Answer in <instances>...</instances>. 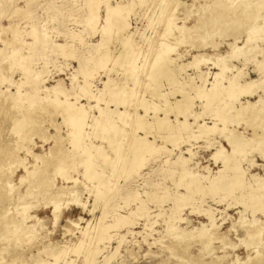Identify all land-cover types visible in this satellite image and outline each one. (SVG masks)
I'll return each instance as SVG.
<instances>
[{
    "label": "rangeland",
    "instance_id": "374dc122",
    "mask_svg": "<svg viewBox=\"0 0 264 264\" xmlns=\"http://www.w3.org/2000/svg\"><path fill=\"white\" fill-rule=\"evenodd\" d=\"M94 1L96 4L93 2H90L88 0H0V179H1L0 180V186L2 188H4V189H1V187H0V194L1 195L4 194V197L0 195V230H1L0 231L1 232V234H0V251H1L0 261H3L2 263L1 262L0 263L1 264H3V263L4 264H51V263L54 264L56 262L55 264H161V263L162 264H176V263L177 264H179V263L180 264H222V263L223 264H229V262H230V264H232V263L233 264H237V263L243 264V262H244V264L245 263L249 264L250 262L254 261L250 264H253V263L256 264L257 263L256 259L259 257L257 255H260V257H262L264 254V231H263L264 229H261L264 226V212L262 210H257V211L253 210L252 211L251 210L252 207L247 208L243 204L244 200H246L247 199L246 197L248 196L246 194V192L249 189L248 187L239 188V189L237 188L236 190L234 189L232 192L229 190H225V189H223V190L222 189H215L214 191H207V192H203L202 194H201V192H196L195 195H192V197L187 200V202L186 201H185V203L182 202V204H184L185 206L183 205L182 207H178L180 209H178V210L175 209L172 211V209L174 208L173 205H175L176 201H173V198H171L172 196L170 194H173V192L177 189L181 192H185L184 191L185 187L184 186H180L181 188L175 187L176 185H175V182L173 180H175V179L179 180L177 177V176H179V173H178L179 170H177V166L180 168L181 165L179 166L177 163H176L177 165L176 164H173V165L170 164V162L166 161L167 157L171 158L172 160L176 159V157L178 156V154L180 153V150L182 148L184 150H186L185 148L189 143L193 144V151L195 152L196 156L194 157L195 159L193 158L192 163L198 161V162H200L201 166H208L211 170V174L215 175L217 173L216 171L223 168V167H222V162L220 160H216L218 162L217 163V162H215L214 158H212L214 151H216L215 150L216 147L210 146V144H209L212 141L208 140V142H209L208 143L207 140L204 139V137H202L198 140L192 138L193 140L190 139V142L183 143L181 148H176L172 153H165V152L163 153L162 152L163 153L162 154L160 152L161 153L160 154L158 152L159 154L158 153L155 154L152 152L153 153L152 154L153 156H152L151 153L148 152V154L147 153L144 154V157H145V155L149 156V154H150L149 157H145V159H147V158L148 159H147V161L144 162V166H142V168H140L141 169L140 171L138 170V172H134V174L133 173L128 174L127 168H128L129 164L127 165L126 163L128 162V158L130 159L132 157V153L129 152L130 148L128 149V147L131 146L130 145V144H132L131 141L133 142V136H134L133 132H135V130H136V128L134 129V127L136 126L134 124V123H136V121H135L136 118L134 115V114H136L135 112L138 111L141 114H143V113L145 114V112H144L145 108L143 107L142 104L145 103L144 102L145 100L148 101V99L151 102L152 99H153L152 101H154V99L156 98L157 100L155 99L154 102L160 103L159 105L162 106V104H163L162 102H164V99L158 95H156L157 97L155 95L153 96V93H151L152 94L151 95L149 92H155L154 90H156L157 92H159V90H160V92L161 91L166 92L167 90H170V89L176 87V85H174V84H169L168 81H167L168 82V84H167L166 79H164L165 81L162 80L161 81L162 83L160 85L156 84L154 82V80L153 81L150 80L154 84H152L151 82L149 83L148 77L150 78V76H146V75L147 74L149 75L150 72L152 71L151 69L153 68V65L148 66V64H150V65L152 64L149 59H151L150 57L153 55V53H155L154 50L156 51V49L157 50L159 49L158 50L159 52L157 51L158 53L156 52L152 56L153 59L158 57L159 55L163 54V49L166 48V47H164L166 44L167 45H168V43L171 45L173 44V46L174 45L177 46V44H178L179 46L176 47L177 52L180 51V52L188 53L187 51L191 50V52H189L190 55L188 54V56H187L188 57L187 60H191L193 57L192 55L198 53V50H200L201 52H207L210 54H213L215 52L226 53V51L230 50V46L228 47L229 42H234L236 39H239L238 40L239 45L243 46L245 43V44H247V48H251V49L255 48L256 50L254 49L251 52V50L249 49V51H250V52L248 51L249 54H247V52H245V56L248 55L247 57L244 56V52H243L242 54H240L241 56L238 55V57L240 56L239 57L240 59L236 56L231 57L232 59L229 60V63L232 65L236 64L235 66H237L241 70L242 73H244V71L246 73H248L247 76H244L245 79H249V78L259 79L261 77L260 76V73H261L260 70L262 69V67L260 69H259V67L264 63V47H263L264 42L261 41V40L264 41V37H263L264 36V32H263L264 31V29H263L264 17H262L263 13H264L263 12L264 11V5H263V8H261L262 4L264 3V0H263V3H261V4H258V1H257L258 7H259V8L257 7V9H255L257 5H254L255 7L253 6V4H256V3H253V2H256L255 0L254 1L251 0V2L253 1L252 5L251 4L249 5V3H251L250 0H243L244 3H246V5H247V1H249L247 6L245 4H244V6H242L243 3L241 0H239L241 2H238V0H233V1L232 0H228V1L218 0V2L221 1L219 4H218L217 0L216 1H214V0H194V1L193 0H178L179 2L177 0H165V1L163 0L164 2L159 3V5H158V3L157 4L156 3H149L151 5V7L148 3L147 4L141 3V5H140V2L138 0H133L135 5H133V3H131V0H119V1L118 0H103V1L102 0H100V1L94 0ZM129 1L131 4H129ZM173 1H174L175 5H172ZM180 1H183L185 4L187 3V5L185 6L186 8L184 7L183 4H180ZM210 1H211V3H210ZM107 2H108V5H109V2H110V5H115V4L119 5V3H121L120 8L122 7L121 5L123 4V8H121V10H122L121 13L125 9L126 12L125 13L123 12V15L125 14L124 16L127 19L125 20L124 16L122 17V15H121V17L119 16L118 19L114 18V21H117V20L119 21L121 18L122 19L124 18L125 21L124 20L123 21H124V23H129V25H130V26L128 25L129 28L127 27V29L125 28L121 32L118 28L116 29V26H115V28L113 27L112 32H114L116 34L110 33V35L109 34L104 35L103 33H101L100 27L104 25V23H105L104 20H106V18H107V13H106L107 9L105 8L107 6V4H106ZM136 2L139 4H137ZM193 2H196V3L194 4ZM215 2H217V3H215ZM228 2H230V3L228 4ZM237 2L239 3V6H241V7H239L237 5L238 4ZM90 3H92L91 4L92 7L90 6ZM206 3H208V4H206ZM231 3H233V4H231ZM128 4L132 5V6L129 8ZM152 4H155V5H152ZM160 4H162V5H160ZM170 4H171V7H170ZM177 4H178V8H177ZM210 4H211V6L214 4L212 6V8H211V6H209ZM223 4H224V6H223ZM98 5L100 6V7H98L99 10H95V7L97 9ZM117 5H115V6H117ZM163 5H165V6H163ZM180 5H182L183 8H185V9H182V6H180ZM190 5H192V6H190ZM233 5H235V8ZM159 6H161V8ZM175 6H176V8H175ZM227 6L229 8H227ZM231 6H233L232 9H231ZM162 7L164 8V10H161V9H163ZM168 7H169V10H168ZM214 7H215V9H213ZM222 7H225V8H223L224 10L222 9ZM243 7H245V8L250 7L251 9L253 7L255 9V11H257L258 9L260 11H262V9H263L262 16H261L260 11H258V13L254 12V9L253 10L250 9L252 12L249 13L250 12V11L248 12L249 8L248 9L244 8V11L247 12V13H245L242 11ZM93 8H94V10H93ZM188 8H191L192 10H190ZM236 8H238V10L242 12V14ZM129 9H130V12H129ZM173 9L175 12H177V14L173 11ZM205 9L208 12L207 13L206 11H204V12H206L205 13L206 15L204 14L203 11H201V10H205ZM212 9H213L214 13L212 12ZM216 9H218V11H215ZM219 9L221 11H219ZM225 9L227 11H225ZM166 10H168L169 12H171V10H172L175 18H176V16L182 18L184 16L183 13H185L184 11H186V10L187 11L189 10L188 11L189 14L193 13L192 14L193 17H191V15H190V16H188V20L186 19L187 21L184 20L183 22H186V24L189 26H192L195 22L196 27L194 29L191 28V30H188L187 33H188V35L190 34V36H191V34L195 32L193 35H196V36H193V38H192V36L190 37V36L186 35L187 33L186 34L183 33L182 34L184 36L183 42L185 44L181 41L182 35L180 38H178L179 40L176 39V36H178L177 30H175V32H172L173 35H172V33H170L173 36V37L171 36L173 39L171 37L169 38V36H166V34L170 35V34H168L169 33L168 29L171 27L172 23L177 22L176 20H174L175 18L173 16H171L172 12L169 13ZM231 10H233V11H231ZM95 11H97L98 14H96L97 12L94 13ZM235 11H237V12H235ZM160 12H162L163 14ZM190 12H192V13H190ZM234 12H235V14H234ZM127 13L129 14V16ZM243 13L246 14L245 16H243L244 18L241 17V15H243ZM161 14H162V16H161ZM166 14L168 16L170 15L169 17L170 18L172 17V18L170 19L169 17H167ZM221 14H225V16L223 18V20H224L223 24H221L222 19H220L221 22L218 18L216 19V17H219V18L222 17V16H220ZM233 14H234V17H233ZM159 15H160L161 19L158 18ZM207 15H208V17H207ZM212 15L215 17H212ZM237 15H239V16L236 17ZM249 15L251 18H249ZM93 17L95 19L96 18L97 19L95 20ZM166 17L169 19H166ZM228 17L231 19L229 20ZM232 17L234 19L235 18L236 19L234 21H232L233 20ZM245 17H246V19H245ZM194 18H196L197 20ZM201 18L204 19L203 22L205 21L204 23L207 25H205L202 22ZM209 18H210V20H209ZM211 18H212V20H211ZM237 18L238 19L240 18L242 20V22L240 20L238 21ZM164 19H166V21H164ZM206 19H207V21H206ZM214 19H216L215 22H214ZM97 20H99V21H97ZM152 20H155V21L153 22ZM168 20L169 21L172 20V23L169 22ZM193 20H194V22H192ZM217 21H218V23H217ZM151 22L153 23V25L151 24ZM165 22H168L171 25L167 26L168 23H165ZM178 22L180 24H182L181 20ZM210 22L215 23V25L217 23V25L216 26L211 25ZM227 22L229 23V25ZM261 22H262V24H261ZM224 23H225V25L226 24L227 25L225 26ZM162 25L167 26L166 30H165V28H163ZM219 25H220V27H219ZM235 25H237V26H235ZM240 25H242V26H240ZM173 26H175V25H173ZM206 26L207 27L209 26V27L207 28ZM213 26L216 28L215 32H214L215 28ZM254 27H255V29H257L259 31V33L257 30L255 31ZM162 28L168 32H166V34H164L165 31L162 30L163 31L162 32L161 31ZM173 28H175V27H173ZM199 28L201 29L200 31H199ZM206 28H207V31H206ZM209 28H210V30H208ZM218 28H219V30H218ZM224 28H225V31H224ZM231 28H232V30H231ZM259 28L262 30L260 31ZM192 29H193V32L190 33V31H192ZM195 29H197V30H195ZM242 29H243V31H242ZM252 29H254V30H252ZM125 31H127V33ZM135 31H137V32L135 33ZM220 31H222V32L220 33ZM231 31H233V32H231ZM234 31H236V32H234ZM245 31L247 33H245ZM117 32H119V33H117ZM198 32L201 34L203 33V34L201 35ZM218 32L221 35V37L219 36ZM228 32L230 35L229 34L226 35ZM255 32L258 33V36L255 34ZM124 33L129 34L128 36L131 35L129 37L131 39L129 41L130 43H128V46L126 43L127 47L124 46L125 43L123 42V37L127 36ZM133 33H135V34H133ZM197 33L200 35V39L203 38L205 40L197 39V38H199V35ZM244 33L246 35L247 34L248 35L246 36ZM117 34H119V36ZM160 34L162 36H159ZM103 35H104V37H103ZM116 35L119 38L118 37L116 38ZM122 35H124V36L122 37ZM163 35H165L169 39H167L166 41L165 40L162 41ZM215 35H217V36H215ZM165 36L163 39H166ZM208 36H210V37L212 36L211 39ZM238 36H239V38H238ZM256 36L260 37V38H258L259 40H256V38H257ZM188 37H190L192 40ZM205 37H207L208 39ZM104 38H106V39H104ZM185 38H186V40H185ZM194 38L196 39V41H198L199 45H198V43L196 44ZM244 38H246L245 42H244ZM132 39H134L133 42L131 41ZM222 39H225V40H222ZM135 40H138V41H135ZM174 40H177L176 41L177 44L174 43L175 42ZM247 40H249V41H247ZM250 40H252L251 44L249 43ZM253 40L256 42V44H253V43H255ZM120 41H121V43H120ZM155 41L156 42L158 41V42L156 43ZM161 41H162V43H161ZM171 41H173V42H171ZM178 41L179 42L181 41L182 44H181V42L179 44ZM190 41H192V42L194 41V42L191 43ZM200 41H202L203 43ZM205 41H207L208 43L205 44L206 43ZM258 41H259V43H258ZM159 42L162 44V46L160 45ZM186 42H188V43H186ZM134 43H137V44H134ZM138 43L140 44V46H138ZM149 43L151 44L150 48H148ZM209 43L211 45L214 44L215 46L212 47L211 45H208ZM121 44H123V45L121 46ZM131 44L136 45V46H134V48H136L135 49L136 52H135V50H133L131 52V53H135V55L133 54L134 55L133 58L137 59L138 58L137 56H140L137 59L138 61L136 60L138 62L137 66L138 65L140 66V68L137 67V69L139 68L137 70L138 73L135 69L134 75L132 74L133 77L130 76L131 78H134V76H136V74H137V76H136L137 78H134V79H131L129 77V75L131 73H133V70L129 71L127 69L126 65L124 66L123 64H121L120 62L117 61L118 58H119L118 60L120 61V55L117 57V54H121L124 51V49L126 52V50L129 46L132 49L133 46ZM201 44H203V45H201ZM216 44H220V45H218V47H217ZM249 44H250V46H249ZM59 45H63V46H59ZM204 45L206 47L209 46V47H207L209 49L204 48L205 47ZM254 45H257V47H259V48L254 47ZM106 46L110 49H108ZM159 46H160V48H158ZM193 46H194V48H193ZM199 46H200V48L198 49ZM201 46H202V48H204V50L201 48ZM105 47L107 50L105 49ZM141 47H143L144 50ZM178 47H179V49H177ZM139 48H140V50H139ZM146 48L148 50H150L149 53H147L148 50H146ZM190 48H192V49H190ZM211 48H213V49H211ZM152 49H154V50H152ZM160 49H162V50L160 51ZM183 49H184V51H183ZM257 49H259V50L257 51ZM109 50L111 51L109 53L110 56L108 55L107 57L110 59L112 58V59L108 60V58L105 55V57L107 59V61H106L105 57L103 55H101L100 52L103 53V52H106ZM17 51H19V54ZM117 51L118 52L120 51V53H118ZM145 52L149 56L146 55ZM253 52L256 55H254ZM142 53H145V54H142ZM164 53H165V50H164ZM21 55L23 57L22 59L23 60L25 59V61H23L24 63L21 62L22 61V59L20 57ZM252 55L254 56L255 60H254ZM99 56L100 57L103 56L102 58H104V59L102 60V58H100ZM242 56H244V57H242ZM95 57H97L96 58L97 61H95ZM115 57H116V59H114ZM145 57H147V58H145ZM235 57H236V59H235ZM99 58H100V60H99ZM144 58H145V60L147 59V62L145 61V63L143 61ZM244 58H246L245 61L243 60ZM260 58L263 61L260 60L262 63L259 64V67H258V65L256 66L255 64H256L257 59L259 60ZM14 59L18 60L19 63L21 62L19 64L20 66L16 65L18 63V61L14 62ZM141 60L143 61V63ZM100 61L101 62L103 61V64ZM153 61H155V59ZM114 62H116V64ZM97 63H99V65H97ZM117 63H120V65H118ZM140 64H142V65H140ZM97 67H98V69H97ZM142 67L144 68L143 71H142ZM146 67H147V69H146ZM254 67H257V68H254ZM201 68H203L204 71L208 70L209 72H211V74L209 75V80H211V81L213 80L214 73L219 71V69L216 66H214V64H212L211 62H209V64L207 63V64L201 65ZM86 69L90 70V71H88L90 74L87 73ZM93 69H96V71L95 70L93 71ZM124 69L126 72L125 74L123 73ZM139 70L141 72H139ZM91 71H93V72L91 73ZM148 71H150V72H148ZM194 71H195V73H194ZM128 72H129V74H127ZM236 72H237L236 69L232 70V74H231V72L229 70V72L227 71L226 74L227 75L230 74L229 76H231ZM141 73H142V75H141ZM144 73H145V75H144ZM188 73H190V74L192 73V75H195L196 70L190 69V70H188ZM246 73H244V74L246 75ZM143 76H146V78H144ZM126 77L128 79L130 78L129 82L126 81V80H128ZM142 79H144V80H142ZM145 79H147L148 82ZM36 80H38V81H36ZM85 80H86V82H85ZM32 81L33 82L35 81L34 82L35 86L33 85ZM60 81H61V85L58 84ZM109 81H111L112 84ZM84 82L86 85L83 84ZM115 82L118 84H116ZM146 82H147L148 86L146 85ZM107 83H108V85L109 84L111 85V86L109 85L110 88L107 85ZM90 84L92 85V87H90L91 86ZM125 84H127V85L125 86ZM117 85H119L120 87H118ZM152 85H155L158 88L155 89L156 87H153ZM18 86L20 88H18ZM56 86L57 87L59 86V89H62V90L65 88L64 90L67 91L69 97L68 96L66 97L65 92H63L64 95H62L63 93L61 90L56 91V89H55ZM87 86H88V88H87ZM149 86H150L151 90L153 87V91H151L149 89ZM160 86L161 87L164 86V87L161 88ZM36 87H38V89L40 91H38L36 89ZM80 87H82L84 90ZM105 87H107V88L105 89ZM114 87H116V89H114L115 92H113L114 91L113 89L111 90V88H114ZM123 87H124V89H123ZM125 87H127V88H125ZM168 87H169V89H168ZM46 88H48V89H46ZM143 88L145 89V92H144ZM146 88H148V89H146ZM32 89L37 91L36 92L37 95H36L35 91H33ZM93 89H95V90H93ZM109 89L111 92L108 91V94H107V90H109ZM120 89H123V90H120ZM142 89H143V93H142ZM47 90H49V91L47 92ZM52 90H53V92H52ZM117 90H118V94H116ZM124 90H126V91H124ZM32 91H33V93H32ZM55 91H56V94H55ZM84 91H86L87 93ZM122 91H124L123 92L124 94L122 93ZM69 92L71 93V95H73L75 93L74 94L75 96L73 95L71 97ZM76 92H78V94ZM95 92L97 94L101 92L103 95L106 93L109 97L113 96V99L109 98L107 95L103 96L102 94H98V96H99L98 97ZM140 92H141V94H140ZM58 93H61V94H58ZM81 93L83 96L81 95ZM129 93H130V95H129V97L127 96L128 98H125L126 96L123 98V96L125 94L128 95ZM145 93H146V95H145ZM191 93H193V92L191 91ZM19 94H21V95H19ZM31 94H32V96H30ZM33 94H35V96ZM76 94L79 96H77ZM121 94H123V96H121ZM259 94L263 95L264 90L261 91L259 89V92L256 93L254 96H252L249 99L256 101L258 99ZM55 95H57L61 101L63 99L62 102H64V104H66V101L68 100L70 103L71 102L74 103L73 106L83 105V107H85L86 114H87V115H85V116H87L85 122L92 124V128H89V127L87 128V131H89L91 133V134L89 133V135H88V138L90 136V140H92L91 144H89L90 140L88 138H87L88 141L85 140V142L88 143L87 145L90 147L89 149H91L92 152H90L89 149H88L89 150L88 151L84 147V145H82L83 147L81 146L82 148L80 147L79 150H76V151L74 150L75 148H74L73 144L74 145L76 144L74 139L77 140L76 141L77 143L80 142L79 139H76V136H75L76 134H73L72 136H70L71 135L70 133L71 132L73 133L74 132L73 130L76 129L75 124L77 126V123H76L77 121H75L76 118L75 117L73 118V116H70L73 113H75L74 112L75 108L73 106L72 107L69 106L70 108L66 107L69 105L68 101H67L68 105L64 106V104H63V106H62V102H60V100ZM87 95H92L93 97L92 96L87 97ZM95 95H96L98 100H95L96 99ZM100 95L103 96V99ZM150 95L155 97V98L151 97ZM20 96H22V98H19ZM76 96L78 97L79 100L76 98ZM119 96L122 97L121 99L124 100V102H125V104H123V106L128 105V106H126L128 109L127 114L125 115L126 117L124 116L126 118L125 123L127 122L126 125L128 126V128L126 125L123 126L125 123L122 120H120V118L117 114H114L115 116L114 115L111 116L112 119H114L116 122H118L120 120L119 121L120 124H119V122L117 124H119L122 127L121 132H119L120 135L122 134L121 136L124 138V139L122 138L124 141L123 143H122V139H121V143H122L121 150H123L120 154L121 156H117V155H119L118 154L119 149L118 150L116 149L117 140L119 141V139L121 137L119 134L117 136L115 135L116 137L113 136L114 132L111 131L112 132V134H111L110 130H112V129L109 130V128H111V125L109 123H111L112 121L111 120H110V122L108 121L109 123L105 121L107 124H104V127L100 126L101 128L103 127L102 129H105V127L107 126L105 130H108L106 133H105V130H102V132H104L107 136V138H105L106 136L103 138V135H105V134H102L101 129L99 128V125L101 123H99V125H98L97 121L95 120V118L101 119L100 118L101 117L100 111H102V108L105 107L104 110L109 109V106L112 109L116 108L117 105H115L116 104L115 101L118 99ZM180 96H182V95L179 94V98H181ZM74 97L76 98L77 101H75ZM86 97L89 100H87ZM147 97H148V99H147ZM158 97H160L161 99H159ZM226 97L227 96L223 97V100H224L223 102L230 101V99L228 97L227 98ZM64 98L66 100H64ZM68 98H70V99H68ZM93 98H95V99H93ZM141 98L142 99L144 98L145 100L144 99L142 100ZM174 98L175 97H171V100H174ZM99 99H100V101H99ZM106 99L107 100L110 99L109 103L111 105L109 103H107L108 101ZM125 99H127V100L125 101ZM140 99H141V101H140ZM158 99L160 101H158ZM103 100H105V102L109 105L108 107L106 106L107 104L104 105L105 102ZM112 100H115V101L113 102ZM55 101H57L58 103L60 102V103L58 104ZM97 101L99 103H97ZM195 101H196L195 102L196 106L194 105L193 109L200 111L202 109L201 108V102H200L201 100L197 99ZM111 102H113L114 105ZM132 102H133V104H131ZM137 102H139V104L141 102H143V103L138 105ZM57 104L61 105V106H58ZM97 105H99V106L97 107ZM133 105H134V107H133ZM123 106L120 104L118 106V108L121 110H125L126 107L124 108ZM262 106L263 107L261 110L263 113L262 112L261 113L263 114V117L257 118L258 121H257V119L253 118L250 115L251 114L250 113L249 115H247L245 117L247 119H245V118L241 119L240 123H242L244 121L242 124H236L235 125L234 123H229V127L231 129L233 127L237 128L239 126V128H237V131L245 132V134L247 136L252 137V139H253L252 142L246 146V148L248 149L249 152L243 151L244 149H246L245 147H244V149H241L242 151L239 150V151H241L240 153H239V151L237 152V155L242 154L246 158V159H244V157L242 155L237 156L240 160L243 158L241 160V167L243 168V166H244L245 169L244 168L243 169L246 170V173H248V174H246L247 176L245 177L248 179V181H250V179H252L250 174H255V172H257L259 175L264 174V152H263L264 144H262V143H264L263 142L264 141V129H263L264 128V126H263L264 125V104ZM138 107H140V108H138ZM80 109H81V107H80ZM70 110L73 112L72 114H69V113H71ZM134 110H135V112H134ZM151 110L152 109L149 110L150 115L153 114V112H152L153 110L152 111ZM63 111H65V112H63ZM224 111L226 112L227 110H224ZM160 113L162 114V112H160ZM66 114H68V117L65 118ZM88 116H91V117H88ZM94 116H96V117L94 118ZM248 116H250V117H248ZM71 117H72V120H71ZM129 117L131 120L132 119L133 120L131 121L129 119ZM89 118L91 121L89 120ZM172 118H174L173 114H172ZM205 118H206V121H208V122L210 121L208 116H205ZM66 119H67V121H66ZM73 119H74V121H73ZM181 119H183L182 116H181ZM19 120H23L25 122L20 121L22 124L21 123L18 124ZM93 120L96 123H93ZM191 120H193V119H191ZM246 120H247V122H246ZM128 121H130V122H128ZM70 122L71 123L73 122V123L71 124ZM105 122H103V123H105ZM247 123H249L250 126H248ZM73 124H74V126H71ZM17 125H20V126H17ZM130 126H132V128L134 129L133 131H132V128H130ZM246 126H247V128H246ZM70 127H72L73 130ZM261 127L263 129V132H262V130H259V129H261ZM6 128H8V129H6ZM98 128L100 131H98ZM123 129H125V130L127 129V130L125 131ZM129 129H130V131H129ZM196 129L197 128L195 126L194 130H196ZM246 129H247V131H246ZM15 130H17V132ZM40 130L41 131L44 130V131H42L44 134L42 132H40ZM122 130L125 134L122 132ZM22 131H24V132H22ZM153 131L155 132L156 129H154ZM92 132H93V134H92ZM99 132H101V133H99ZM108 132H109V134H108ZM126 132H128L127 135H126ZM129 132H130V134L132 133L131 134L132 136L131 135L128 136ZM138 132H139V130H138ZM216 132H215V134L214 133L212 134V132H209L208 135L207 134L206 135L211 137L212 140L216 139L215 141L223 139L222 136L224 137L226 135L225 130H224V132L223 131H220V132L216 131ZM227 132H228V130H227ZM38 133L39 134L41 133V135L43 134L42 136L45 138L43 139V137H42L41 139H43V140H41L39 138V135L37 136ZM141 133H142V131H141ZM235 133H237V132L235 131ZM252 133L253 134L256 133V135L252 136ZM18 134H20L21 137ZM22 134L25 136H22ZM35 134H36V136H35ZM99 134H100V136H99ZM186 134H187V131H186ZM186 134L184 132V135H186ZM228 134H229V132H228ZM31 135H33V137ZM53 136H54V138H53ZM109 136L111 138H109ZM152 136L150 135L151 138H152ZM254 136H255V138H254ZM93 137H95V138H93ZM97 137L100 139H98ZM114 137H115V140H114ZM72 138H74V139L72 140ZM127 138H129V139H127ZM111 139H112V141H111ZM256 139H258V141L260 140L262 142H260V141L258 142ZM101 140L104 142V144H102L103 142ZM72 141H73V143H72ZM107 141H109V143H112L111 145L115 149H112V146L110 144H108ZM95 142L97 144H95ZM106 142H107V144H106ZM127 142L128 143L130 142V143L127 145ZM157 142H160V139ZM222 142L226 146V148L229 151H231L230 150L231 147L227 144V142L225 140H222ZM257 142H258V144H257ZM33 143H35V145ZM99 143L101 145H99ZM169 143L170 142L168 141L167 146H169L170 148H173L172 142L170 144ZM254 143H255V145H254ZM125 144L128 147L127 146L125 147ZM208 144H209V146H208ZM19 145L22 146L21 148H23V150L20 149ZM27 145H29V146L26 147ZM102 145H104L105 149H104V147H102ZM258 145H260L261 147ZM96 146L97 147L100 146L101 148L100 147L99 148L104 149L103 151H105V152L107 151L108 152V153L106 152L107 157H106L104 152H103L104 154H102V152L100 151L99 148H97V149H99V150H97ZM248 146H250L251 148ZM10 147L12 150H10ZM33 147H34V150H33ZM72 147H73V149H72ZM123 147H124V149H123ZM253 147H256V148L253 149ZM257 147H259L260 149H257ZM17 148H19L20 150H17ZM125 148L129 152V154H127V156L124 155V153L126 154V152H127V151L125 152ZM61 149H62V151H61ZM8 150H10V152ZM14 150L17 151L16 154H15ZM27 150H30V151H27ZM115 150H116V152H115ZM31 151L33 152L32 155L35 154L34 155L35 158L32 157ZM70 151H72V152H70ZM81 151H82V153H81ZM83 151H84V153H83ZM96 151L97 152L99 151L102 156L100 155L99 152L97 153ZM27 152H30L31 156H29ZM10 153H12V155ZM17 153H19V155ZM71 153H72V155H71ZM76 153L77 154L79 153V154L77 155ZM94 153H96L97 157ZM111 153H112V155H111ZM244 153H246V154H244ZM8 154H9V156H7ZM66 154L67 155L70 154V155L67 156ZM86 154H87V157H86ZM91 154H93V155H91ZM41 155H43V156H41ZM80 155H81V157H80ZM88 155L92 159L94 158V156H95V159L98 158L96 160H98V163L101 166L102 165L104 166L105 162L110 163V161H108V160H111V161L115 160L114 162H116V166L118 165L117 166L118 168L115 166L110 167L112 164L105 165L106 167L102 166L103 168L101 166L99 167L98 166L99 164H97V161L94 159L93 161L96 162L95 163L96 166H95L93 164L94 162L92 163V159L90 157L88 158ZM185 155L189 156V154H187V153H185ZM38 156L39 157L41 156V158H39ZM72 156L73 157L77 156V159L75 157L76 160L75 159L74 160L75 161L79 160V162H73L74 160L70 159V158H73ZM84 156H85V159L86 158H88V160L91 159V161H89V162H91L93 164V166L91 163H88L90 166L88 164H86V161L88 162V160L86 159V161H85ZM116 156H117V158H114ZM104 157L106 159H104ZM109 157H110V159H109ZM122 157H124L125 159ZM6 158H8V159H6ZM82 158L84 160H82ZM47 159H49V161H47ZM250 159H254V160L250 161ZM19 160L20 161L22 160L21 161L22 164L20 163ZM25 160H27V162H25ZM69 160H71V161H69ZM104 160H106V161H104ZM119 160L120 161L122 160V162H120ZM65 161H66V163H65ZM80 161L81 162L85 161V163L84 162L81 163ZM102 161H104V162H102ZM63 162L65 163V165H63ZM71 162H73L74 165H72L73 163H71ZM123 162L124 163L126 162V163L123 164ZM146 162H147V164H145ZM252 162L257 163L258 166L253 165L254 166L253 167ZM24 163H26V164H24ZM33 163H34V165H33ZM60 163H61L62 167H60L61 166ZM75 163H77V164H75ZM35 164H37V165H35ZM68 164L69 165L71 164V166H69ZM119 164H120V166H119ZM80 165L81 166L83 165L84 167L82 168ZM85 165H86V168H85ZM123 165H125L124 166L125 168L123 167ZM248 165H250V166H248ZM24 166H28V168H26ZM56 166H58V167H56ZM64 166H66L67 168H65ZM73 166H75V168ZM88 166L89 167L92 166V167L89 168ZM94 166L96 168L98 167L97 170H94V169H96ZM107 166H109L108 168H110V169H108ZM55 167H56L57 171H58L57 168H60L62 172L65 169L67 176L65 175V172L62 173L60 171V169H59L60 172L58 171V172L54 173ZM246 167H247V169H246ZM3 168H4V170H3ZM10 168H11V170H12V168H13V170L14 169L15 170L11 171ZM122 168L125 170H123ZM84 169L86 171H84ZM113 169H115V170H113ZM7 170H9V171H7ZM28 170L29 171L31 170L32 173L34 170H37V172L34 171V173L37 174L36 177H35L34 173L32 174L31 172H29L30 175H28V172L25 173V171H28ZM93 170L96 172L98 171V172L97 173L93 172L94 173L93 174L91 172ZM101 170H102V172L104 171L103 176H104V174L106 175L104 178H102L103 176H102ZM111 170H113V171H111ZM173 170H174V172H176V174L172 172ZM87 171L90 172L91 174L87 173ZM106 171H107V173H106ZM201 171H202L201 173H203L205 175H209V173L207 171H205L203 169H201ZM3 172L4 173L6 172L5 175H3L4 174ZM12 172H14L15 174L13 175ZM80 172H82L83 174H86V175H82V173H80ZM84 172H86V173H84ZM100 172H101V174H99V175L101 176V179L99 178L100 176L98 178H96L98 173H100ZM123 172L125 174H127L129 178H127V176L124 175ZM57 173H60V175ZM174 175L177 178H175ZM88 176H90V177H88ZM109 176L111 178H109ZM26 177H28V178H26ZM68 177H70L71 181L69 180ZM84 177H86L89 180V182H88V180H86V178L84 179ZM54 178H56V179H54ZM74 178L75 179L77 178L78 182H77V180L75 181ZM93 178L96 179L97 181L94 180ZM66 179H68V181H66ZM102 179H103V181H101ZM107 179H108V182H111L110 184L112 186L110 185V187H107L106 185L105 186L103 185V182H106ZM6 180H7V182H6ZM8 180H9V182L11 180L12 184H14L15 186L14 185L11 186V184L9 185ZM32 180H33V182H32ZM34 181H36V182H34ZM49 181H51V183H48ZM80 181L83 184L80 183ZM85 181H87L88 183H86ZM22 182H24V183H22ZM26 182H27V184L30 183L29 184L30 188L28 186L29 190L26 188L27 187ZM74 182H75V184L77 183L76 184L77 186H74L75 185V184H73ZM84 182L87 185H90L91 183L92 184L88 188H84V187H87V185ZM52 183H54V184H52ZM99 184H101L102 186ZM4 185L7 186L8 189ZM37 185L38 186L40 185V186L38 187ZM70 185H72V186H70ZM78 185H80V187L82 186L84 189H86L87 192L85 190H84L85 191L84 192L83 188L78 190L77 189V187L79 188ZM67 186L70 188L68 189ZM94 186H95V188H94ZM99 186H101V187H99ZM11 187H13L14 191H13V189H12V191L10 190ZM18 187H20V188H18ZM47 187H48V189H47ZM106 187L108 188V190ZM16 188L19 189L20 192ZM63 188H64V191H63ZM66 189H68L69 192ZM97 189L99 190V192L97 191ZM4 190H5L6 194L4 193ZM44 190H45V192H44ZM55 190H56V193H54ZM60 190H61V192H60ZM80 190H82L83 192L82 191H81L82 193L79 192ZM100 190H102V193H104L106 190L104 197L103 196L100 197L101 200H99L100 198H98V196H99L98 194L101 192ZM75 191H77V192H75ZM88 191H89V194H88ZM41 192H43V193H41ZM50 192H52V193H50ZM58 192H60V193L58 194ZM67 192L69 194H66ZM11 193H12V195H9ZM19 193L20 194L24 193L26 198L24 195H23L24 197L21 198L22 195H20ZM27 193H29V194L27 195ZM198 193H200V195ZM223 193H224V195H223ZM234 193H235V195H234ZM40 194H42L43 198L42 197L38 198V196H40ZM45 194H47L48 196H49V194H51L55 197H53V196L51 197V195L48 197ZM57 194H58V196H57ZM63 194H65V195H63ZM225 194H226V196H225ZM19 195H20V197L18 198ZM59 195L61 196L60 198H59ZM62 195H63V198H62ZM67 195L68 196L70 195L72 198L70 196H69V198H67L68 197ZM80 195L82 197V200L79 201V204H77L78 203L77 200L81 199ZM154 195H156V196H154ZM162 195H164V196H162ZM202 195H203V198H204V196H206V197L203 199ZM31 196H34V197H31ZM94 196H95V198H94ZM160 196L162 198H158ZM35 197H36V199H35ZM56 197H58V199H57L58 201L56 200ZM75 197H76V199H75ZM77 197H78V199H77ZM169 197H170L171 201L168 199ZM199 197H201V198H199ZM96 198L99 201L96 200ZM163 198H165V199H163ZM232 198H234V199H232ZM94 199H95V201H94ZM36 200H37V204H35ZM45 200H48V201L45 202ZM55 200L57 202H59V204ZM61 200L63 203L60 202ZM25 201H26L27 205H26ZM51 201H53L54 203ZM67 201L69 202V204H68L69 206L65 205V203L66 204L68 203ZM71 201H73V202L70 203ZM16 202L17 203L19 202V203L17 204ZM21 202H22V205L24 204L23 206L20 204ZM28 202H31V203H28ZM50 202H51V204H50ZM140 202H141V204H140ZM39 203L40 204L42 203V205L40 206ZM60 203H62V204H60ZM197 203H199V205ZM28 204H29V206H28ZM43 204H45V206ZM52 204H54L57 207H59V206L60 207L62 206V207L59 209H55L56 207ZM201 204H203V205H201ZM18 205H19V207L21 206L22 208L21 207L19 208ZM171 205H172V207H170ZM187 205H189V206H187ZM193 205H194V208H193ZM263 205H264V203H263ZM30 206L35 207L36 209L35 208L31 209ZM37 206H39V208ZM211 206H213V207H211ZM140 207H142V209ZM53 208H54V212L52 211ZM209 208H211L214 211L215 220L217 219L216 221H214L215 222L214 224L210 223L211 225L209 224V222H211V221L209 220V218H207L205 213H203L205 209H209ZM60 209H62V211ZM23 210H24V212H23ZM168 210H170V211H168ZM200 210H202V212ZM19 211H21L20 212L21 215H20ZM28 211H30V212H28ZM140 211H142L141 214H140ZM132 212L134 215L132 214ZM172 212H174V216H172L173 215ZM23 213H24V215H23ZM28 213H29V215H28ZM137 213H139V214H137ZM53 214H55V216H53ZM130 214L132 215L131 217H130ZM176 214H177V216H176ZM22 215H23V217H22ZM30 215L31 216L33 215V216L31 217ZM36 215H37V218H35ZM120 215H122L126 218L128 216V219H130V220L128 221V219H127L128 222L125 224V226L123 224L122 227H121V225H119L118 228L112 227V228L107 229L108 231L106 230L107 232H105L104 228L109 224L111 225V224L117 222L116 217L120 216ZM20 216L22 217V219ZM56 216H58L57 217L58 219L56 218ZM122 216H120V217H122ZM134 217H136V218H134ZM17 219H19V220L17 221ZM26 219H27V221H25V224H27V225L24 224V220H26ZM32 219H34V220H32ZM180 219H182V221ZM37 220H38L37 224H34L33 222L36 223ZM69 220H70V223H69ZM78 220H79V222H77ZM164 220H166V221H164ZM177 220H178V224H177ZM4 223H5V225H4ZM13 223H16V224H13ZM130 223H131V225H130ZM132 223H134V224H132ZM23 224H24V226H23ZM28 224H29V226H28ZM170 224L176 225L177 229L176 230H170L168 228V226L169 227L171 226ZM7 225L9 227H7ZM18 225H19V227H18ZM20 225H22V226L20 227ZM39 225L41 227H39ZM31 226H33L35 229H33V227H31ZM131 226H133V227H131ZM15 227H16V229H15ZM94 227H95V229H94ZM124 227H126V228L128 227V228L126 229ZM195 227H196V229H195ZM18 228L19 229L23 228L22 229L23 231L21 229L19 230ZM197 228H198V230H197ZM208 228L210 231L208 230ZM255 228H258L259 230L255 229ZM3 229H5V231ZM26 229H27V231H26ZM102 229H104V230H102ZM114 229H116V230H114ZM248 229L250 231L253 230L252 231L253 233L256 231L257 234L259 233L258 231L262 230L263 232H260L262 234H260L259 236L256 235V236H258L256 238L254 235H252V236L250 235ZM11 230H13V231H11ZM39 230L41 232H39ZM201 230L204 231V233H202ZM14 231H16V232L13 233ZM37 231L39 232L40 235L38 234ZM197 231H198V233H199V231H201L199 233V236H197L198 233L197 234L195 233ZM206 231H208V232H206ZM247 231H248V233H246ZM30 232H34V233L30 234ZM35 232H36L38 237L36 236ZM102 232H104V233H102ZM256 232H255V234H256ZM11 233H13V234H11ZM101 233L102 234L107 233V237L103 240H101V239L99 240V236L101 235ZM16 234H18V236ZM88 234L89 235L91 234V235L89 236ZM177 235H179L180 237ZM204 235H206V236H204ZM24 236L26 239H23ZM32 236H34V237L36 236V237L34 238ZM40 236L42 238L46 237V238H44L45 240L42 239ZM91 236H92V238H91ZM217 236L219 237V239L216 238ZM253 236L255 237V239ZM87 237L89 239L91 238L92 240H90L88 242ZM31 238L34 239L32 243L33 244L35 243L34 245H36L37 247L34 248V245H32V243H30L32 240ZM37 238H39V239L41 238V239L38 240ZM194 238L195 239L198 238L197 239L198 242L196 240L194 241ZM202 238H204V239H202ZM205 238H207V240ZM212 238H213V241H212ZM221 238H225V239H221ZM243 238H245V239H243ZM226 239H228V242ZM252 239H253V241H255L257 239L259 240V242L257 241L258 246H255L256 242H254L255 244L254 243L252 244V245H254V247L250 245L253 242ZM2 240H5V241L3 242ZM22 240L25 242L23 243ZM41 240L42 241L44 240L43 243L41 242ZM217 240H219V241H217ZM37 241H39L38 243L40 245L39 244L37 245ZM173 241H176L177 244H175V242H173ZM229 241H232L231 244L229 243ZM2 243H4L3 246H1ZM41 243L43 245H41ZM244 243H245V245H244ZM248 243H250V244H248ZM259 243H260V245H259ZM226 244L228 246L231 245L230 248ZM11 245H13V246H11ZM45 245H47V246H45ZM49 245L54 247V251H47L45 253V250H48L47 248H49ZM246 246H247V248H246ZM15 247H17V248L14 249ZM45 247H47V248H45ZM103 247H104V249H103ZM217 247H219V248H217ZM222 247H223V249H221ZM224 247L227 250L224 249ZM184 249H186V252L183 251ZM260 249H262V250H260ZM7 250H8V255L10 252L9 256H11V257L8 256V258H7V255H6V257L4 256L5 254H7ZM86 250L88 252L90 251L92 254L90 255V252L88 253ZM115 250H117L116 253L114 252ZM37 251H40V252H38L39 255H35L37 253ZM57 252H58V254H60L58 256L59 258H57L54 254V253H56V255H58ZM203 252H204V254H203ZM258 252H259V254H258ZM40 253H41V255H40ZM112 253H115L114 254L115 256L112 255ZM199 253H201V254H199ZM205 253H206V255H205ZM156 254H158V255H156ZM175 254L177 256H175ZM224 254L225 255L229 254V255L226 257L222 256ZM33 255H34V257H33ZM86 255H88L89 257L86 258L87 257ZM216 255H217V257H216ZM248 255H249L250 261L246 260V259H248L247 258ZM254 255H255V258H254ZM186 256L188 258L190 257L191 259L186 258ZM250 256H252L253 260L251 259ZM31 257H33V258L31 259ZM108 257H109V259L111 258L110 261H107ZM178 257H179L180 261L178 260ZM221 257H223V258H221ZM239 257H241V258H239ZM263 257L261 258L263 261H261V259H260V260H258V262L264 263ZM4 258H6V260H4ZM89 258H90V260H89ZM55 259H57V260H55ZM4 261H6V263ZM21 261H23V262H21ZM57 261H58V263H57ZM208 261L211 263H209ZM248 261H249V263H248Z\"/></svg>",
    "mask_w": 264,
    "mask_h": 264
},
{
    "label": "bare ground",
    "instance_id": "6f19581e",
    "mask_svg": "<svg viewBox=\"0 0 264 264\" xmlns=\"http://www.w3.org/2000/svg\"><path fill=\"white\" fill-rule=\"evenodd\" d=\"M88 1H90V2H93V3H95V1L94 0H88ZM96 1H100V0H96ZM103 1V0H102ZM119 1V0H118ZM139 2H140V5H141V3L143 4H149V3H158V5H159V3H162V2H164L163 0H138ZM137 1V2H138ZM178 1V0H177ZM194 1V0H193ZM214 1H216V0H214ZM213 1V2H214ZM224 1V0H223ZM222 1V2H223ZM226 1H228V0H226ZM225 1V2H226ZM233 1V0H232ZM242 1V6H244V4L246 5V3H244V1L243 0H241ZM241 1H239L238 0V2H241ZM254 1V0H253ZM252 1V2H253ZM256 2H253V3H256V4H253L252 2H251V0H250V2L251 3H249V5L251 4H253V6L254 5H257L256 6V8L255 9H257V7H258V4H261V3H263V0H255ZM257 1H258V4H257ZM261 1V2H260ZM128 2V1H127ZM126 2V3H127ZM136 2V3H137ZM179 2V1H178ZM217 2H218V0H217ZM217 2H215V3H217ZM221 1H219L218 2V4L220 3ZM237 2V3H238ZM246 2V1H245ZM248 2L249 1H247V5H248ZM98 3V2H97ZM100 3V2H99ZM105 3V2H104ZM131 3H133V5H135L134 4V2H133V0H131ZM130 3V1H129V4H131ZM166 3V2H165ZM172 3V2H171ZM194 4L196 3V2H193ZM210 3H211V1H210ZM230 2H228V4H229ZM234 3V2H233ZM233 3H231V4H233ZM236 3V2H235ZM91 4L92 3H90V6H91ZM96 4V3H95ZM102 4V3H101ZM107 4V6L105 7L107 10H106V13H107V18H106V20H104V25L103 26H101L100 28H101V33H103L104 35H110V33H114V32H112L113 31V27L115 28V26H116V29L118 28L121 32H122V30H124L125 28L127 29V27H128V25H129V23H124V21L127 19V18H125V14L123 15V12L125 13L126 12V10L124 11L123 10V12L121 13V8H123V4L121 5L122 7L120 8V4L121 3H119V5H117V4H115V5H117V6H115V5H110V2H109V5H108V2L106 3ZM128 4V5H129ZM137 4H139V3H137ZM180 4H183L184 5V7L187 5V3L185 4L183 1H180ZM206 4H208V3H206ZM205 4V5H206ZM217 4V5H218ZM230 4V5H231ZM100 5V4H99ZM97 6V9H96V7H95V10H99V8L98 7H100V6ZM150 5V4H149ZM152 5H155V4H152ZM160 5H162V4H160ZM166 5V4H165ZM165 5H163V6H165ZM172 5H175L174 4V1H173V4ZM193 5V4H192ZM192 5H190V6H192ZM214 5V4H213ZM212 5V6H213ZM216 5V6H217ZM238 6H239V3L237 4ZM241 5V4H240ZM246 5V6H247ZM263 5H264V3L262 4V6H261V8H263ZM94 6V5H93ZM119 6V7H118ZM125 6V5H124ZM132 5H129V8L131 7ZM180 6H182V5H180ZM202 6V5H201ZM209 6H211V4L209 5ZM212 6H211V8H212ZM221 6V5H220ZM223 6H224V4H223ZM226 6V5H225ZM234 6V8H235V5H233ZM233 6H231V9H232V7ZM237 6V7H238ZM92 7V6H91ZM150 7H151V5H150ZM157 7V6H156ZM160 8H161V6H159ZM170 7H171V4H170ZM204 7V6H203ZM208 7V6H207ZM219 7V6H218ZM217 7V8H218ZM239 7H241V6H239ZM255 7V6H254ZM125 8V7H124ZM128 8V7H127ZM163 8V7H162ZM175 8H176V6H175ZM177 8H178V4H177ZM186 8V7H185ZM185 8H183V6H182V9H185ZM223 8H225V7H222V9ZM227 8H229L228 6H227ZM244 8L245 7H243V9H242V11L243 12H245L244 11ZM249 8V9H248ZM248 8H245V9H248V12L249 13H251L252 11L251 10H253L254 8L252 7V9L250 8V7H248ZM259 8V7H258ZM171 9V8H170ZM181 9V10H182ZM188 9H190V10H192L191 8H188ZM209 9V8H208ZM213 9H215V7L213 8ZM213 9H212V12H213ZM237 10H238V8H236ZM251 9V10H250ZM255 9H254V12H257L258 13V11H260L259 9L257 10V11H255ZM93 10H94V8H93ZM161 10H164V8L163 9H161ZM168 10H169V7H168ZM168 10H166V11H168ZM178 10V9H177ZM224 10V9H223ZM229 10V9H228ZM241 10V9H240ZM108 11V12H107ZM159 11V10H158ZM173 11H174V9H173ZM173 11L171 10V12H169V13H171L172 15L171 16H173L174 17V14H173ZM189 11V10H188ZM188 11L186 10V11H184L185 13H183V17L182 18H180V17H178V16H176V18L174 19V20H176L177 22H173L172 23V20H168L169 22H171L172 23V25L170 24V23H168V22H165V23H168L167 24V26L168 25H171V27L168 29L169 30V33L168 34H170V33H172V32H175V30H177L178 31V33H177V35L178 36H176L175 34V36H176V39L177 40H179L178 38H180L181 37V35L183 34V33H187V31L188 30H191V28H195L196 26V24H195V22H194V20L192 21V22H194V24L192 25V26H189V25H187L186 24V22H183L184 20L185 21H187L188 20V16H190L191 15V17H193L192 16V12H190V13H192V14H189L188 13ZM201 11H206L207 12V10L205 9V10H201ZM215 11H218V9H216ZM219 11H221L220 9H219ZM225 11H227L226 9H225ZM231 11H233V10H231ZM239 11V10H238ZM262 11H263V9H262ZM262 11H260L261 12V16H262V13L264 12H262ZM97 11H95L94 13H96ZM129 12H130V9H129ZM128 12V13H129ZM163 12V11H162ZM162 12H160V13H162ZM165 12V11H164ZM175 12V11H174ZM182 12V11H181ZM206 12H204V14L206 13ZM210 12V11H209ZM224 12V11H223ZM235 12H237V11H235ZM235 12H234V14H235ZM239 12H241V11H239ZM253 12V13H254ZM93 13V12H92ZM127 13V14H128ZM159 13V14H160ZM168 13V14H169ZM176 14H177V12H175ZM179 13V12H178ZM197 13V12H196ZM208 13V12H207ZM214 13V12H213ZM212 13V14H213ZM222 13V12H221ZM229 13V12H228ZM245 13H247V12H245ZM248 13V14H249ZM252 13V14H253ZM96 14H98V12L96 13ZM163 14V13H162ZM162 14H161V16H162ZM189 14V15H188ZM198 14V13H197ZM201 14V13H200ZM211 14V13H210ZM218 14V13H217ZM220 14V13H219ZM234 14H233V17H234ZM241 14H242V12H241ZM260 14V13H259ZM121 15H122V17L124 16V18H125V20H124V18L122 19H120L119 21L117 20V21H114V18H116V19H118L119 18V16L121 17ZM167 15V14H166ZM199 15V14H198ZM197 15V16H198ZM206 15V14H205ZM209 15V14H208ZM208 15H207V17H208ZM240 15V14H239ZM239 15H237L236 17H238ZM246 14H244L243 13V15H241V17H243V16H245ZM97 16V15H96ZM127 16V15H126ZM128 16H129V14H128ZM170 16V15H169ZM168 15H167V17H169ZM220 16H222V17H216V19L218 18L219 20L220 19H222V22H221V20H220V22H221V24H223V22H224V20H223V18H224V16H225V14H221ZM258 16V15H257ZM256 16V17H257ZM98 17V16H97ZM164 17V16H163ZM166 17V19H169V18H167ZM190 17V18H191ZM199 17V16H198ZM197 17V18H198ZM201 17V16H200ZM212 17H215V16H213L212 15ZM227 17V16H226ZM231 17V16H230ZM232 17V21H234L235 19ZM253 17V16H252ZM262 17H264V13H263V16ZM94 18V17H93ZM152 18V17H151ZM158 18H160L161 19V17H160V15H159V17ZM172 18V17H171ZM170 18V19H171ZM206 18V17H205ZM229 18V17H228ZM227 18V19H228ZM244 18V17H243ZM249 18H251L250 17V15H249ZM248 18V19H249ZM261 18V17H260ZM259 18V19H260ZM95 19V18H94ZM93 19V20H94ZM97 19V18H96ZM95 19V20H96ZM99 19V18H98ZM156 19V18H155ZM166 19H164V21H166ZM187 19V20H186ZM194 19H196V18H194ZM199 19V18H198ZM202 19V18H201ZM216 19H214V22H215V20ZM226 19V18H225ZM231 18H229V20H230ZM238 19V18H237ZM245 19H246V17H245ZM94 20V21H95ZM123 22H122V21ZM182 21V24H180L178 21ZM197 20V19H196ZM195 20V21H196ZM203 20L204 19H202V22H203ZM209 20H210V18H209ZM211 20H212V18H211ZM241 21L242 22V20L239 18L238 19V21ZM255 20V19H254ZM263 20V19H262ZM261 20V21H262ZM97 21H99V20H97ZM114 21V22H113ZM153 22L155 21V20H152ZM206 21H207V19H206ZM226 21V20H225ZM228 21V20H227ZM237 21V22H238ZM244 21V20H243ZM253 21V20H252ZM127 22V21H126ZM157 22V21H156ZM191 22V23H192ZM198 22V21H197ZM201 22V21H200ZM205 22V21H204ZM203 22V23H204ZM231 22V21H230ZM240 22V23H241ZM246 22V21H245ZM256 22V21H255ZM260 22V21H259ZM98 23V22H97ZM164 23V24H165ZM211 23V22H210ZM217 23H218V21H217ZM217 23H216V25H217ZM228 23V22H227ZM244 23V22H243ZM151 24L153 25V23L151 22ZM163 24V25H164ZM198 24V23H197ZM205 24V23H204ZM220 24V23H219ZM231 24V23H230ZM235 24V23H234ZM238 24V23H237ZM242 24V23H241ZM257 24V23H256ZM260 24V23H259ZM261 24H262V22H261ZM260 24V25H261ZM97 25V24H96ZM95 25V26H96ZM162 25V26H163ZM166 25V24H165ZM173 25H175V26H173ZM199 25V24H198ZM205 25H207V24H205ZM211 25H215V23H211ZM215 25V26H216ZM224 25H225V23H224ZM227 25V24H226ZM225 25V26H226ZM228 25H229V23H228ZM243 25V24H242ZM242 25H240V26H242ZM258 25V24H257ZM263 25H264V23H263ZM94 26V27H95ZM130 26V25H129ZM167 26H163V28H165V30H166V28H167ZM210 26V25H209ZM208 26V27H209ZM222 26V25H221ZM231 26V25H230ZM235 26H237V25H235ZM247 26V25H246ZM254 26V25H253ZM132 27V26H131ZM130 27V28H131ZM173 27H175V28H173ZM199 27V26H198ZM207 27V26H206ZM207 27V28H208ZM211 27V26H210ZM214 27V26H213ZM219 27H220V25H219ZM224 27V26H223ZM229 27V26H228ZM234 27V26H233ZM245 27V26H244ZM257 27V26H256ZM260 27V26H259ZM99 28V29H100ZM129 28V27H128ZM154 28V27H153ZM161 29V31L162 30H164V29ZM207 28H206V31H207ZM215 28V27H214ZM230 28V27H229ZM97 29V28H96ZM134 29V28H133ZM193 29H192V31H190V33H192L193 32ZM205 29V28H204ZM221 29V28H220ZM228 29V28H227ZM254 29H255V27H254ZM254 29H252V30H254ZM260 29V28H259ZM263 29H264V27H263ZM129 30V29H128ZM135 30V29H134ZM164 30V31H165ZM195 30H197V29H195ZM194 30V31H195ZM201 29L199 28V31H200ZM208 30H210V28L208 29ZM218 30H219V28H218ZM222 30V29H221ZM231 30H232V28H231ZM241 30V29H240ZM245 30V29H244ZM247 30V29H246ZM257 29H255V31H256ZM262 29H260V31H261ZM213 31V30H212ZM211 31V32H212ZM216 31V28H215V30H214V32ZM224 31H225V28H224ZM223 31V32H224ZM242 31H243V29H242ZM258 31V30H257ZM120 32V33H121ZM126 33H127V31H125ZM130 32V31H129ZM137 31H135V33H136ZM163 32V31H162ZM166 32H168V31H165V33L164 34H166ZM197 32V31H196ZM210 32V33H211ZM213 32V33H214ZM222 31H220V33H221ZM231 32H233V31H231ZM230 32V33H231ZM234 32H236V31H234ZM264 32V31H263ZM117 33H119V32H117ZM126 33H124L125 35H127L126 37H123L124 35H122V37H123V42L125 43L124 44V46H126V43H127V46H128V43H130L129 41H130V39L131 38H129L130 36H128L129 34H126ZM135 33H133V34H135ZM155 33V32H154ZM195 33V32H194ZM194 33H192L191 34V36H192V38H193V36H196V35H193ZM199 33V32H198ZM197 33V34H198ZM209 33V32H208ZM239 33V32H238ZM243 33V32H242ZM241 33V34H242ZM245 33H247L246 31H245ZM244 33V34H245ZM258 33H259V31H258ZM258 33H256L255 32V34L258 36ZM114 34H116V33H114ZM131 34V33H130ZM162 34V33H161ZM159 35V36H162V35ZM199 34H201V33H199ZM198 34V35H199ZM203 34V33H202ZM201 34V35H202ZM217 34V33H216ZM218 34H219V32H218ZM226 34V33H225ZM229 34V32L226 34V35H228ZM104 35H103V37H104ZM118 36H119V34H117ZM116 35V38L118 37ZM121 35V34H120ZM172 35H173V33H172ZM171 34L170 35H167L166 34V36H169V38L172 36ZM186 35H188V33L186 34ZM185 35V36H186ZM197 35V36H198ZM224 35V34H223ZM230 35V34H229ZM246 35V34H245ZM248 35V34H247ZM246 35V36H247ZM115 36V35H114ZM134 36V35H133ZM164 36L165 35H163V38H164ZM165 36V37H166ZM188 36H190V34L188 35ZM190 36V37H191ZM205 36V35H204ZM215 36H217V35H215ZM214 36V37H215ZM219 36L221 37V35L219 34ZM218 36V37H219ZM232 36V35H231ZM230 36V37H231ZM243 36V35H242ZM256 36V37H257ZM262 36V35H261ZM173 37V36H172ZM171 37V38H172ZM190 37H188V38H190ZM208 37H210V36H208ZM212 37V36H211ZM211 37H210V39H211ZM217 37V38H218ZM224 37V36H223ZM241 37V36H240ZM264 37V36H263ZM262 37V38H263ZM119 38V37H118ZM162 38V41L163 40H167V39H169L168 37H166V39H163ZM184 36L182 35V37H181V41L183 42L184 41ZM187 38V39H188ZM196 38V37H195ZM194 38V39H195ZM205 38H207V37H205ZM216 38V37H215ZM238 38H239V36H238ZM243 38V37H242ZM241 38V39H242ZM254 38V37H253ZM258 38H260V37H257L256 38V40H259ZM261 38V39H262ZM104 39H106V38H104ZM121 39V38H120ZM159 39V38H158ZM157 39V40H158ZM173 39V38H172ZM175 39V38H174ZM183 39V40H182ZM191 39V38H190ZM197 39H200V35H199V38H197ZM202 40H205V39H203V38H201ZM200 39V40H201ZM208 39V38H207ZM206 39V40H207ZM214 39V38H213ZM212 39V40H213ZM240 39V40H241ZM246 38H244V42L246 41L245 40ZM252 39V38H251ZM117 40V39H116ZM133 40L134 39H132L131 41L133 42ZM160 40V39H159ZM177 40H174L175 42V44H177ZM185 40H186V38H185ZM192 40V39H191ZM215 40V39H214ZM213 40V41H214ZM222 40H225V39H222ZM228 40V39H227ZM238 40L239 39H236L234 42H229V45H228V47L230 46V50L229 51H226V53H221V52H215V53H213V54H210V53H207V52H201L200 50H198V53H196V54H194V55H192L193 57H192V59L191 60H187V56H188V54H189V52H191V50L190 51H187L188 53H185V52H177L176 51V47L177 46H179L178 44H177V46H173V44L171 45V44H169L168 43V45L166 44L164 47H166L165 49H163V54H161V55H157L158 57H156V58H154L155 59V61H153L154 59L152 58V56L159 50H157L156 49V51L154 50V49H152V50H154V52L155 53H153V55L150 57L151 59H149L150 60V62L152 63L151 65L150 64H148V66H152L153 65V68L151 69L152 71L150 72V71H148V72H150V74L148 75H146V76H150V78L148 77V79H149V83L151 82L150 80H154V82L156 83V84H158V85H160L162 82V80H164V79H166V82L168 81L169 82V84H174V85H176V87L175 88H172V89H170V90H167L166 92H163V91H161L160 92V90H159V92H157L156 90H154L155 92H149L150 94L151 93H153V96L155 95H158V96H160V97H162L163 99H164V102H162L163 104H162V106L161 105H159L160 103H156V102H154L155 101V97H153V96H151V97H153V98H155L154 99V101H152L151 100V102L149 101V99H148V97H147V99H148V101L147 100H145L144 98V102L145 103H143V102H141L140 104H142L143 105V107L145 108V114L143 113V114H141V113H139L137 110V112H135V110H134V112L136 113V114H134L135 115V121H136V123H134L135 125V127H134V129L136 128V130H135V132H133V134H134V136H133V142L131 141V143L132 144H130L131 146H127L129 143L127 142V145L125 144V147L127 146L128 147V149L130 148V151L129 152H131L132 153V157L129 159L128 158V162L126 163L127 165H128V168H127V171H128V174H134V172H138V170L140 171L141 169L140 168H142V166H144V162L145 161H147V159H145V157H149L150 156V154H149V156L147 155H145V157H144V154H148V152L149 153H151V155L153 154V153H155V154H157L158 152L160 153H172L176 148H181V146H182V144L183 143H188V142H190V139H192V138H194V139H200V138H202V137H204V139L205 140H207V142H208V140L209 141H212V142H208L209 144H210V146H215L216 148H215V150L216 151H214V153H213V157L212 158H214V160H215V162H217L216 160H220L221 162H222V167L223 168H221V169H219V170H217L216 172V174L215 175H213V174H211V170H210V168L208 167V166H201V164H200V162H194V163H192L193 162V158L196 156L195 155V152L193 151V144H188L187 146H186V150H184L183 148L180 150V153L178 154V156L176 157V159H171V158H168L167 157V162H170V164H178L179 166H180V168L177 166V170H179V176H177L178 177V179L179 180H173L174 182H175V187H180V186H184L185 187V192H181V191H179L178 189L177 190H175L174 192H173V194H170L172 197L171 198H173V201H176L175 202V205H173L174 206V208L172 209V211L173 210H175V209H180V208H178V207H182L184 204H182V202H184L185 203V201L187 202V200L189 199V198H191L192 197V195H195V193L196 192H201V194L203 193V192H207V191H214L215 189H225V190H229V191H233L234 189L236 190L237 188L239 189V188H246V187H248L249 189H248V191L246 192V194L248 195L246 198V200H244V205L248 208V207H252V211L254 210V211H257V210H262L263 212H264V205H263V203H264V174H262V175H259L257 172H255V174H250V176H251V178L252 179H250V181H248V179L247 178H245L247 175L246 174H248V173H246V170H244L245 168H244V166H243V168L241 167V160L243 159L242 157V159L240 160L237 156L239 155H237V152L239 151V150H241V149H244V147L246 148V146L247 145H249L251 142H252V137H249V136H247L246 134H245V132H241V131H237V128H239V126L237 127V128H235V127H233L232 129L229 127V123H234L235 125L236 124H242V123H240L241 122V119H243V118H245L247 115H249L250 113V115L253 117V118H255V119H257V118H259V117H263V112H262V105L264 104V94L263 95H261V94H259L258 95V99L256 100V101H253V100H250L249 98H251L252 96H254L256 93H258L259 92V89L262 91V90H264V63L259 67V64H261L262 62L261 61H263V60H261V58L258 60L257 59V61H256V66L258 65V67H259V69L262 67V71L260 70V78L259 79H253V78H249V79H245V77L244 76H247V74L248 73H246L245 71H244V73H246V75L244 74V73H242L241 72V70L237 67V66H235V65H232V64H230L229 63V60L230 59H232L231 57H234V56H236V57H238V55H240V54H242L243 52H244V56H245V52H247V54H249L248 53V51H249V49L251 50V52H252V50H254L255 48H253V49H251V48H247V44H245L244 43V45L242 46V45H239L238 44ZM103 41V40H102ZM135 41H138V40H135ZM162 41H161V43H162ZM180 41V42H181ZM212 41V42H213ZM247 41H249V40H247ZM251 41L252 40H250V44H251ZM254 41V40H253ZM262 42H264L263 40H261ZM260 41V42H261ZM104 42V41H103ZM156 42V41H155ZM158 42V41H157ZM156 42V43H157ZM170 42V41H169ZM171 42H173V41H171ZM180 42L178 41V43L180 44ZM182 42H181V44H182ZM191 43H193L192 41H190ZM189 42V43H190ZM195 42H196V44L198 43V41H196V39H195ZM200 42H202V41H200ZM206 43L205 44H207L208 42L207 41H205ZM211 42V43H212ZM227 42V41H226ZM240 42V41H239ZM255 42V41H254ZM261 42V43H262ZM120 43H121V41H120ZM160 43V42H159ZM158 43V44H159ZM160 43V45L162 46V44ZM164 43V42H163ZM166 43V42H165ZM184 43V42H183ZM186 43H188V42H186ZM203 43V42H202ZM216 43V42H215ZM248 43V42H247ZM253 43V42H252ZM258 43H259V41H258ZM134 44H137V43H134ZM132 45L133 47H132V49H131V47L129 48H127V50H126V52H125V49H124V51L121 53V54H117V57L120 55V61L117 59V61L118 62H120L121 64H123L124 66L126 65V67H127V69L130 71H132L133 70V73H131L130 75H129V77L130 76H132V74L134 75V70L136 69V71L140 68V66L138 65L137 66V64H138V58L140 57V56H137L138 58L136 59V58H133L134 57V55H135V53H131L133 50H135L136 48H134V46H136V45ZM157 44V45H158ZM185 44V43H184ZM227 44V43H226ZM250 44H249V46H250ZM253 44H256V42L255 43H253ZM123 44H121V46H122ZM130 45V44H129ZM150 43H149V47L148 48H150ZM155 45V44H154ZM164 45V44H163ZM195 45V44H194ZM198 45H199V43H198ZM201 45H203V44H201ZM208 45H211L210 43L208 44ZM217 45V47H218V45H220V44H216ZM259 45V44H258ZM59 46H63V45H59ZM126 46V47H127ZM138 46H140V44L138 43ZM181 46V45H180ZM197 46V45H196ZM205 46V45H204ZM212 47H214L215 45L214 44H212L211 45ZM210 46V47H211ZM248 46V47H249ZM99 47V46H98ZM107 47V46H106ZM106 47H105V49H106ZM154 47V46H153ZM207 47H209V46H207ZM206 46L204 47V48H207ZM252 47V46H251ZM254 47H257V45H254ZM264 47V46H263ZM108 48V47H107ZM134 48V49H133ZM143 50H144V48L143 47H141ZM152 48V47H151ZM158 48H160V46L158 47ZM185 48V47H184ZM193 48H194V46H193ZM200 48V46L198 47V49ZM201 48H202V46H201ZM204 48H202L203 50H204ZM257 48H259V47H257ZM104 49V50H105ZM108 49H110V48H108ZM162 49H160V51L162 50ZM177 49H179V47L177 48ZM190 49H192V48H190ZM197 49V48H196ZM207 49H209V48H207ZM211 49H213V48H211ZM215 49V48H214ZM217 49V48H216ZM220 49V48H219ZM102 50V49H101ZM103 50V51H104ZM107 50V49H106ZM139 50H140V48H139ZM146 50H148L147 48H146ZM145 50V51H146ZM164 50H165V53H164ZM218 50V49H217ZM256 50V49H255ZM259 49H257V51H258ZM183 51H184V49H183ZM186 51V50H185ZM18 52V54H19V51H17ZM111 51L109 50V51H106V52H100L101 53V55H103L104 57H105V55H106V57L109 55V53H110ZM118 52V51H117ZM135 52H136V50H135ZM139 52V51H138ZM150 52V50H148V52L147 53H149ZM159 52V51H158ZM157 52V53H158ZM250 52V51H249ZM114 53V52H113ZM118 53H120V51L118 52ZM146 53V52H145ZM145 53H142V54H145ZM146 53V55H148ZM161 53V52H160ZM159 53V54H160ZM254 53V52H253ZM16 54V53H15ZM112 54V53H111ZM115 54V53H114ZM134 54V55H133ZM138 54V53H137ZM141 54V53H140ZM151 54V53H150ZM100 55V56H101ZM190 55V54H189ZM254 55H256L255 53H254ZM99 56V57H100ZM102 56V57H103ZM110 56V55H109ZM113 56V55H112ZM142 56V55H141ZM149 56V55H148ZM156 56V55H155ZM241 56V55H240ZM239 56V57H240ZM244 56H242V57H244ZM248 55H246L245 57H247ZM250 56V55H249ZM253 56V55H252ZM16 57V56H15ZM18 57V56H17ZM21 57V59L23 58L22 57V55L20 56ZM19 57V58H20ZM102 57H100V58H102ZM106 57H105V59H106ZM114 57V56H113ZM236 57H235V59H236ZM238 57V58H239ZM18 58V59H19ZM25 58V57H24ZM97 57H95V61H97V59H96ZM100 58H99V60H100ZM108 58V57H107ZM142 58V57H141ZM140 58V59H141ZM145 58H147V57H145ZM145 58H144V63H145V61L147 62V59L145 60ZM253 58H254V56H253ZM104 58H102V60H103ZM110 58H108V60H109ZM112 59V58H111ZM110 59V60H111ZM114 59H116V57L114 58ZM240 59V58H239ZM245 59L246 58H244L243 60L245 61ZM248 59V58H247ZM137 60V61H136ZM141 60V61H142ZM242 60V61H243ZM254 60H255V58H254ZM261 60V61H260ZM17 62L18 60H16V59H14V62ZM23 61H25V59L23 60L22 59V63H24ZM105 61V60H104ZM106 61H107V59H106ZM105 61V62H106ZM143 61H142V63H143ZM153 61V62H152ZM232 61V60H231ZM248 61V60H247ZM250 61V60H249ZM20 62V63H21ZM101 62V61H100ZM209 62H211L212 64H214V66H216L218 69H219V71H217L216 73H214V76H213V80L211 81V80H209V75L211 74V72H209L208 70H206V71H204L203 70V68H201V65H203V64H209ZM19 63V61H18V63L16 64L17 66L20 64ZM102 64H103V61L101 62ZM115 64H116V62H114ZM120 63H117L118 65H120ZM97 65H99V63H97ZM122 65V66H123ZM140 65H142V64H140ZM144 65V64H143ZM20 66V65H19ZM22 66V65H21ZM104 66V65H103ZM102 66V67H103ZM147 66V67H148ZM24 67V66H23ZM137 67H139L138 69H137ZM147 67H146V69H147ZM4 68V67H3ZM150 68V67H149ZM207 68V67H206ZM242 68V67H241ZM254 68H257V67H254ZM97 69H98V67H97ZM123 69V68H122ZM126 69V68H125ZM125 69H124V74L126 73L125 72ZM126 69V70H127ZM143 67H142V71H143ZM190 69H195L196 70V74L195 75H192V73L190 74V73H188V70H190ZM236 69V73H234L233 75H231V76H229V75H227L226 73H227V71L229 72V70H230V72H231V74H232V70H235ZM87 70V69H86ZM96 71V69H93V71ZM127 70V71H128ZM149 70V69H148ZM254 70V69H253ZM88 71H90V70H87V73H89ZM93 71H91V73L93 72ZM147 71V70H146ZM255 71V70H254ZM139 72H141L140 70H139ZM147 72V73H148ZM256 72V71H255ZM259 72V71H258ZM85 73V72H84ZM137 73H138V71H137ZM194 73H195V71H194ZM250 73V72H249ZM90 74V73H89ZM94 74V73H93ZM127 74H129V72L127 73ZM140 74V73H139ZM138 74V75H139ZM5 75V74H4ZM141 75H142V73H141ZM144 75H145V73H144ZM86 76V75H85ZM136 76H137V74H136ZM136 76H134V78H137ZM146 76H143L144 78H146ZM88 77V76H87ZM86 77V78H87ZM128 77V76H127ZM126 77V78H127ZM133 77V76H132ZM34 78V77H33ZM89 78V77H88ZM110 78V77H109ZM131 78V77H130ZM129 78V79H130ZM134 78H131V79H134ZM152 78V79H151ZM38 79V78H37ZM128 79V78H127ZM129 79L128 80H126V81H128L129 82ZM111 80V79H110ZM136 80V79H135ZM134 80V81H135ZM141 80V79H140ZM142 80H144V79H142ZM146 81H147V79H145ZM36 81H38V80H36ZM125 81V80H124ZM165 81V80H164ZM33 82V81H32ZM35 82V81H34ZM34 82H33V85H34ZM85 82H86V80H85ZM85 82L83 83V84H85ZM88 82V81H87ZM107 82V81H106ZM110 83H111V81H109ZM117 82V81H116ZM115 82V83H116ZM148 82V81H147ZM147 82H146V85H147ZM165 82V83H166ZM168 82H167V84H168ZM152 83V82H151ZM26 84V83H25ZM37 84V83H36ZM59 85H61V81L58 83ZM112 84V83H111ZM116 84H118V83H116ZM145 84V83H144ZM152 84H154V83H152ZM164 84V83H163ZM86 85V84H85ZM88 85V84H87ZM91 85V84H90ZM107 85H108V83H107ZM106 85V86H107ZM110 85V84H109ZM108 85V86H109ZM114 85V84H113ZM112 85V86H113ZM127 84H125V86H126ZM35 86V85H34ZM40 86V85H39ZM55 86V85H54ZM82 86V85H81ZM111 86V85H110ZM110 86H109V88H110ZM118 87H120L119 85H117ZM148 86V85H147ZM151 86V85H150ZM150 86H149V89H150ZM153 87H156L155 85H152ZM162 86V85H161ZM160 86V87H161ZM166 86V85H165ZM61 87V86H60ZM90 87H92V85L90 86ZM153 87H152V90L151 91H153ZM164 87V86H163ZM163 87H161V88H163ZM190 87V88H189ZM18 88H20L19 86H18ZM58 88V89H57ZM80 88H82V87H80ZM87 88H88V86H87ZM107 87H105V89H106ZM122 88V87H121ZM125 88H127V87H125ZM158 87H156L155 89H157ZM36 89L38 90V91H40L39 89H38V87H36ZM46 89H48V88H46ZM55 89H56V91H58V90H61L62 91V93L63 92H65L66 93V97L68 96V93H67V91H65L64 89L62 90V89H59V86L57 87H55ZM83 89V88H82ZM114 90V89H116V87H114V88H111V90ZM118 89V88H117ZM123 89H124V87H123ZM123 89H120V90H123ZM130 89V88H129ZM144 89V88H143ZM143 89H142V93H143ZM146 89H148V88H146ZM168 89H169V87H168ZM33 90V89H32ZM84 90V89H83ZM89 90V89H88ZM87 90V91H88ZM93 90H95V89H93ZM119 90V89H118ZM118 90L116 91L117 93L116 94H118ZM127 90V89H126ZM126 90H124V91H126ZM132 90V89H131ZM149 90V91H150ZM165 90V89H164ZM19 91V90H18ZM17 91V92H18ZM33 91H35V90H33ZM33 91H32V93H33ZM49 90H47V92H48ZM56 91H55V94H56ZM60 91V92H61ZM90 91V90H89ZM99 91V90H98ZM101 91V90H100ZM108 91H110V89L109 90H107V94H108ZM124 91H122V93L124 92ZM128 91V90H127ZM133 91V90H132ZM191 91L193 92V93H191ZM20 92V91H19ZM37 91H35V93H36ZM52 92H53V90H52ZM84 92H86V91H84ZM93 92V91H92ZM91 92V93H92ZM111 92V91H110ZM113 92H115V90L113 91ZM121 92V91H120ZM119 92V93H120ZM134 92V91H133ZM132 92V93H133ZM144 92H145V89H144ZM147 92V91H146ZM77 94H78V92H76ZM87 93V92H86ZM85 93V94H86ZM96 93V92H95ZM105 93V92H104ZM127 93V92H126ZM148 93V92H147ZM148 93V94H149ZM18 94V93H17ZM30 94V93H29ZM58 94H61V93H58ZM57 94V95H58ZM69 94H70V96L72 97L73 95H71V93L69 92ZM76 94V95H77ZM97 94V93H96ZM98 94H102L101 92L100 93H98ZM98 94H97V96H98ZM106 93L104 94L105 96L107 95ZM115 94V93H114ZM124 94V93H123ZM123 94H121V96H123ZM140 94H141V92H140ZM178 94V95H177ZM179 94H181L182 96H180L181 98H179ZM19 95H21V94H19ZM18 95V96H19ZM34 96H35V94H33ZM36 95H37V93H36ZM57 95H55V96H57ZM62 95H64V93L62 94ZM81 95H82V93H81ZM103 95V94H102ZM103 95V96H104ZM110 95V94H109ZM120 95V94H119ZM129 95H130V93L127 95V94H125L124 96H123V98L125 97V98H128L129 97ZM134 95V94H133ZM145 95H146V93H145ZM30 96H32V94L30 95ZM75 96V95H74ZM77 96H79V95H77ZM76 96V98L78 99V97ZM83 96V95H82ZM91 97L92 95H87V97ZM101 96V95H100ZM103 96H101L102 97V99H103ZM108 96V95H107ZM111 96V95H110ZM128 96V97H127ZM144 96V95H143ZM224 96H227L229 99H230V101H226V102H223L224 100H223V97ZM60 97V96H59ZM63 97V96H62ZM65 97V98H66ZM69 97V96H68ZM70 97V98H71ZM86 97V98H87ZM93 97V96H92ZM95 97H96V95H95ZM99 97V96H98ZM109 97V96H108ZM107 97V98H108ZM120 97V96H119ZM118 97V99L115 101V100H112L113 102L115 101V105H117L116 106V108H114V109H112V108H110V106L107 104V103H109V100H107L108 102L106 103L105 102V100H103L105 103H104V105H106L107 107L109 106V109H105L104 110V108H102V111H100V115H101V119H98V118H95L96 116H94V118H95V120L97 121V123H98V125H99V123H103V122H110V120L112 121L111 123H109L110 125H111V128H109V130L110 129H112V130H110V132L112 131V132H114V135L113 136H117L118 134L120 135V133L119 132H121V126L119 125L120 124V120H122L124 123H125V120H126V114H127V107L126 106H128V105H124L123 106V104H125V102H124V100H122L121 98L122 97H120L119 98ZM131 97V96H130ZM150 97V98H151ZM157 97V96H156ZM160 97H158L159 99H161ZM171 97H175L174 98V100H171ZM226 97V98H227ZM19 98H22V96H20ZM37 98V97H36ZM57 98H58V96H57ZM64 98V100H66ZM70 98H68V99H70ZM75 98V97H74ZM76 98H75V101H77L76 100ZM109 98H112L113 99V96L112 97H109ZM115 98V97H114ZM246 98V99H245ZM59 99V98H58ZM92 99V98H91ZM93 99H95V98H93ZM101 99V100H102ZM142 99V98H141ZM141 99H140V101H141ZM142 99V100H143ZM158 99V101H160ZM201 100L200 102H201V110L200 111H197V110H194L193 109V107H194V105H195V100ZM245 99V100H244ZM56 100V99H55ZM60 100V99H59ZM58 100V101H59ZM79 100V99H78ZM81 100V99H80ZM87 100H89L88 98H87ZM95 100H98L97 99V97H96V99ZM127 99H125V101H126ZM129 100V99H128ZM133 100V99H132ZM131 100V101H132ZM157 100V99H156ZM62 101H63V99H62ZM61 100H60V102H62ZM68 101V100H67ZM66 101V104H64V102H62V106H63V104H64V106L65 105H68V106H66V107H72L73 105H74V103H70L69 101V103ZM99 101H100V99H99ZM130 101V102H131ZM55 102H57V101H55ZM59 102V103H60ZM80 102V101H79ZM113 102H111L112 104H113ZM128 102V101H127ZM58 103V102H57ZM58 103V104H59ZM68 103V104H67ZM76 103V102H75ZM97 103H99L98 101H97ZM138 103V105H140L139 104V102H137ZM57 104V105H58ZM77 104V103H76ZM110 104V103H109ZM122 105L124 108H125V110H121V109H119L118 108V106L119 105ZM128 104V103H127ZM131 104H133V102L131 103ZM111 105V104H110ZM114 105V104H113ZM130 105V104H129ZM137 105V104H136ZM58 106H61V105H58ZM99 105H97V107H98ZM131 106V105H130ZM129 106V107H130ZM196 106V105H195ZM69 107V108H70ZM75 109V113H73L71 110L73 109H71L70 111H71V113H69V114H72V115H70V116H73V118L75 117L76 118V120L75 121H77L76 123H77V126H76V124H75V130H73V128L72 127H70V128H72V130L74 131L73 133L71 132L70 134V136H72L73 134H76L75 136H76V139H79V141L80 142H76L77 140H75L74 138H72V140L74 139V141H75V145L73 144V146H74V150L76 151V150H79L80 149V147L82 146V145H84V147L88 150L90 147L87 145L88 143H86L85 142V140H87V138H88V135H89V131H87V128L89 127V128H92V124H90V123H86L85 122V120H86V118H87V116H85V115H87L86 114V110H85V107H83V105H79V106H73ZM77 107V108H76ZM79 107V108H78ZM80 107H81V109H80ZM93 107V106H92ZM128 107V108H129ZM133 107H134V105H133ZM132 107V108H133ZM142 107V106H141ZM142 107V108H143ZM64 108V107H63ZM100 108V107H99ZM123 108V109H124ZM138 108H140V107H138ZM137 108V109H138ZM141 108V109H142ZM25 109V108H24ZM61 109V108H60ZM77 109V110H76ZM101 109V108H100ZM99 109V110H100ZM130 109V108H129ZM150 109H152L151 111L153 112V114L152 115H150L149 114V110ZM98 110V109H97ZM139 110V109H138ZM224 110H227L226 112L224 111ZM18 111V110H17ZM150 111V112H151ZM63 112H65V111H63ZM85 112V113H84ZM131 112V111H130ZM133 112V113H134ZM160 112H162V114L160 113ZM262 112V113H261ZM19 113V112H18ZM67 113V112H66ZM129 113V112H128ZM90 114V113H89ZM114 114H117L118 116H119V118H120V120L118 121L119 122V124H117L118 122H116L114 119H112V115H114ZM172 114H173V117L175 118H172ZM17 115V114H16ZM32 115V114H31ZM41 115V114H40ZM63 115V114H62ZM91 115V114H90ZM116 115V116H117ZM129 115V114H128ZM65 116V115H64ZM92 116V115H91ZM91 116H88V117H91ZM115 116V115H114ZM125 116V117H124ZM181 116L183 117V119H181ZM205 116H208V118H209V122L211 123H209L208 121H206V118H205ZM32 117V116H31ZM44 117V116H43ZM63 117V116H62ZM66 117H68V114H66V116H65V118ZM93 117V116H92ZM248 117H250V116H248ZM29 118V117H28ZM46 118V117H45ZM70 118V117H69ZM117 118V117H116ZM125 118V119H124ZM25 119V118H24ZM68 119V118H67ZM67 119H66V121H67ZM92 119V118H91ZM128 119V118H127ZM129 119H130V117H129ZM128 119V120H129ZM191 119H193V120H191ZM245 119H247V118H245ZM28 120V119H27ZM26 120V121H27ZM39 120V119H38ZM56 120V119H55ZM70 120V119H69ZM68 120V121H69ZM71 120H72V117H71ZM89 120H90V118H89ZM131 120V119H130ZM133 120V119H132ZM131 120V121H132ZM6 121V120H5ZM23 121V120H19L18 122V124H20L21 122ZM73 121H74V119H73ZM91 121V120H90ZM102 121V122H101ZM257 121H258V119H257ZM260 121V120H259ZM3 122V121H2ZM23 122H25V121H23ZM41 122V121H40ZM103 123L102 125L100 124L99 125V128L101 129V132H102V130H105L106 129V127H105V129H102L103 127H104V124H107V123ZM122 122V123H123ZM128 122H130V121H128ZM246 122H247V120H246ZM261 122V121H260ZM9 123V122H8ZM16 123V122H15ZM71 123V122H70ZM73 123V122H72ZM71 123V124H72ZM93 123H96V122H94V120H93ZM127 123V122H126ZM126 123L123 125V126H125L126 125ZM132 123V124H133ZM5 124V123H4ZM22 124V123H21ZM54 124V123H53ZM129 124V123H128ZM131 124V123H130ZM245 124V123H244ZM14 125V124H13ZM94 125V124H93ZM97 125V126H98ZM109 125V126H110ZM247 125L248 126H250V124L249 123H247ZM259 125V124H258ZM257 125V126H258ZM17 126H20V125H17ZM71 126H74V124L73 125H71ZM86 126V127H85ZM100 126H103L102 128L100 127ZM127 126V125H126ZM195 126H196V130H194L195 129ZM264 126V125H263ZM41 127V126H40ZM255 127V126H254ZM20 128V127H19ZM30 128V127H29ZM86 128V129H85ZM99 128H98V131H100L99 130ZM127 128H128V126H127ZM130 128H132V126H130ZM246 128H247V126H246ZM6 129H8V128H6ZM22 129V128H21ZM42 129V128H41ZM46 129V128H45ZM96 129V128H95ZM133 128H132V131L134 130ZM154 129H156V131L154 132L153 130ZM264 129V128H263ZM263 129H262V127H261V129H259V130H262V132H263ZM18 130V129H17ZM17 130H15L16 132H17ZM47 130V129H46ZM123 130H125V129H123ZM123 130H122V132H123ZM127 130V129H126ZM125 130V131H126ZM138 130H139V132H138ZM224 130L226 131V135L223 137L222 136V138L223 139H221V140H218V141H215V140H212V138L211 137H209V136H207L208 135V133L209 132H212V134L214 133L215 134V132L216 131H223L224 132ZM227 130H228V132H229V134H228V132H227ZM42 131H44V130H42ZM41 130H40V132H42ZM71 131V130H70ZM92 131V130H91ZM108 130H105V133L107 132ZM129 131H130V129H129ZM131 131V132H132ZM141 131H142V133H141ZM186 131H187V134H186ZM235 131L237 132V133H235ZM246 131H247V129H246ZM255 131V130H254ZM21 132V131H20ZM19 132V133H20ZM22 132H24V131H22ZM36 132V131H35ZM96 132V131H95ZM101 132H99V133H101ZM112 132H111V134H112ZM184 132H185V134L186 135H184ZM14 133V132H13ZM43 133V132H42ZM104 132H102V134H105ZM124 133V132H123ZM127 133L128 132H126V135H127ZM217 133V132H216ZM257 133V132H256ZM256 133L255 134H253L252 133V136L253 135H256ZM261 133V132H260ZM27 134V133H26ZM44 134V133H43ZM42 134V135H43ZM91 134V133H90ZM92 134H93V132H92ZM95 134V133H94ZM108 134H109V132H108ZM125 134V133H124ZM123 134V135H124ZM132 134V133H131ZM130 134V132H129V134H128V136L129 135H131ZM204 134V135H203ZM207 134V135H206ZM251 134V133H250ZM6 135V134H5ZM18 135H20V134H18ZM39 135V138L41 139L43 136L41 135V133L39 134H37V136ZM41 135V136H40ZM122 135V134H121ZM120 135V139H119V141L117 140V146H116V149L118 150V154L119 155H117L116 153V155L117 156H121L120 154H121V152L123 151V150H121V147H122V143L124 142L123 141V137ZM150 135L152 136V138L150 137ZM202 135V136H201ZM22 136H25V135H23L22 134ZM32 137H33V135H31ZM35 136H36V134H35ZM97 136V135H96ZM99 136H100V134H99ZM106 136V134L105 135H103V138ZM115 136V137H116ZM132 136V135H131ZM262 136V135H261ZM20 137H21V135H20ZM31 137V138H32ZM74 137V136H73ZM115 137H114V140H115ZM125 137V136H124ZM258 137V136H257ZM35 138V137H34ZM45 137H43V139H44ZM53 138H54V136H53ZM93 138H95V137H93ZM98 138V137H97ZM102 138V139H103ZM105 138H107V136L105 137ZM109 138H111L110 136H109ZM108 138V139H109ZM123 138V139H122ZM126 138V137H125ZM254 138H255V136H254ZM43 139H41V140H43ZM49 139V138H48ZM81 139V140H80ZM89 140H90V136H89V138H88ZM92 139V138H91ZM98 139H100V138H98ZM107 139V140H108ZM118 139V138H117ZM121 139H122V143H121ZM127 139H129V138H127ZM160 139V142H157L158 140ZM22 140V139H21ZM32 140V139H31ZM95 140V139H94ZM193 140V139H192ZM222 140H225L226 142H227V144L231 147L230 148V150L231 151H229L227 148H226V146L223 144V142H222ZM257 141H258V139H256ZM263 140V139H262ZM88 141V140H87ZM91 141L92 140H90V143L89 144H91ZM102 141V140H101ZM111 141H112V139H111ZM110 141V142H111ZM128 141V140H127ZM168 141L171 143L172 142V147L173 148H170L169 146H167V143H168ZM260 141V140H259ZM258 141V142H259ZM49 142V141H48ZM103 142V141H102ZM108 142V144H112V143H109V141H107ZM107 142H106V144H107ZM116 142V141H115ZM258 142H257V144H258ZM260 142H262V141H260ZM264 142V141H263ZM72 143H73V141H72ZM169 143V144H170ZM256 143V142H255ZM255 143H254V145H255ZM34 145H35V143H33ZM95 144H97L96 142H95ZM102 144H104V142L102 143ZM209 144H208V146H209ZM253 144V143H252ZM260 144V143H259ZM262 144H264V143H262ZM58 145V144H57ZM94 145V144H93ZM99 145H101L100 143H99ZM116 145V144H115ZM114 145V146H115ZM124 145V144H123ZM29 145H27L26 147H28ZM31 146V145H30ZM53 146V145H52ZM88 146V147H87ZM92 146V145H91ZM108 146V145H107ZM112 146V145H111ZM258 146H260V145H258ZM263 146V145H262ZM8 147V146H7ZM13 147V146H12ZM19 147H20V149H22L23 150V148H21L22 146L21 145H19ZM83 147V146H82ZM81 147V148H82ZM94 147V146H93ZM92 147V148H93ZM100 147V146H99ZM99 147H97L96 146V149L97 148H99ZM102 147H104V145H102ZM110 147V146H109ZM185 147V146H184ZM248 147H250V146H248ZM261 147V146H260ZM53 148V147H52ZM101 148V147H100ZM99 148V149H100ZM107 148V147H106ZM251 148V147H250ZM254 148H256V147H253V149ZM19 148H17V150H20ZM72 149H73V147H72ZM85 149V150H86ZM99 149H97V150H99ZM104 149H105V147H104ZM104 149H100V151L102 152V154H104L105 153V155L108 153L107 151V153L105 152V151H103ZM111 149V148H110ZM112 149H115L113 146H112ZM111 149V150H112ZM123 149H124V147H123ZM247 149V148H246ZM246 149H244L243 151L245 152V151H248V149L246 150ZM257 149H260L259 147H257ZM263 149V148H262ZM10 150H12L11 149V147H10ZM10 150H8L9 152H10ZM33 150H34V147H33ZM83 150V149H82ZM84 150V151H85ZM90 150V152H92L91 151V149H89ZM88 150V151H89ZM107 150V149H106ZM27 151H30V150H27ZM61 151H62V149H61ZM66 151V150H65ZM84 151H83V153H84ZM87 151V152H88ZM114 151V150H113ZM127 150H126V148H125V152H126ZM242 151V150H241ZM241 151H239V153L241 152ZM14 152H15V154H16V150H14ZM58 152V151H57ZM68 152V151H67ZM66 152V153H67ZM70 152H72V151H70ZM69 152V153H70ZM80 152V151H79ZM86 152V151H85ZM97 152V151H96ZM99 152V151H98ZM97 152V153H98ZM104 152V153H103ZM115 152H116V150H115ZM128 152V151H127ZM126 152V154L124 153V155H126L127 156V154H129V152L127 153ZM153 152V153H152ZM249 152V151H248ZM263 152H264V149H263ZM6 153V152H5ZM20 153V152H19ZM19 153H17L18 155H19ZM28 153V155L29 156H31L32 155V151H31V155H30V152H27ZM26 153V154H27ZM81 153H82V151H81ZM100 153V152H99ZM158 153V154H159ZM160 153V154H161ZM162 153V154H163ZM185 153H187V154H189V156H186L185 155ZM262 153V152H261ZM11 155H12V153H10ZM63 154V153H62ZM77 154V153H76ZM75 154V155H76ZM79 154V153H78ZM77 154V155H78ZM95 155H96V153H94ZM244 154H246V153H244ZM35 155V154H34ZM34 155H32V157L33 158H35V156ZM37 155V154H36ZM45 155V154H44ZM67 155V154H66ZM70 155V154H69ZM69 155H67V156H69ZM71 155H72V153H71ZM84 155V154H83ZM91 155H93V154H91ZM100 155H101V153H100ZM110 155V154H109ZM111 155H112V153H111ZM240 155H242V154H240ZM239 155V156H240ZM259 155V154H258ZM7 156H9V154L7 155ZM41 156H43V155H41ZM41 156L39 157V158H41ZM102 156V155H101ZM104 156V155H103ZM117 156L116 157H114V158H117ZM131 156V155H130ZM153 156V155H152ZM243 157H244V155H242ZM263 156V155H262ZM12 157V156H11ZM14 157V156H13ZM26 157V156H25ZM66 157V156H65ZM73 157V156H72ZM75 157H76V159H77V156H74L73 158H70V159H72V160H74L75 159ZM80 157H81V155H80ZM86 157H87V154H86ZM90 156L88 155V158H89ZM96 157H97V155H96ZM100 157V156H99ZM106 157H107V155H106ZM112 157V156H111ZM27 158V157H26ZM38 158V159H39ZM47 158V157H46ZM62 158V157H61ZM88 158H86L87 160H88ZM91 158V157H90ZM122 158H124V157H122ZM127 158V157H126ZM6 159H8V158H6ZM68 159V158H67ZM75 159V160H76ZM80 159V158H79ZM84 159H85V156H84ZM83 158H82V160H84ZM86 159H85V161H86ZM92 159V158H91ZM91 159H89L88 160V162L86 161V164H88V163H91V162H89V161H91ZM95 159V156H94V158L92 159V163L94 162L93 160ZM96 159H98V158H96ZM95 159V160H96ZM101 159V158H100ZM104 159H106L105 157H104ZM109 159H110V157H109ZM120 159V158H119ZM125 159V158H124ZM123 159V160H124ZM195 159V158H194ZM244 159H246L245 157H244ZM255 159V158H254ZM254 159H250V161H253ZM36 160V159H35ZM73 161V162H79V160L78 161ZM113 160V159H112ZM12 161V160H11ZM20 161V160H19ZM22 161V160H21ZM21 161H20V163H21ZM24 161V160H23ZM47 161H49V159H47ZM64 161V160H63ZM68 161V160H67ZM69 161H71V160H69ZM85 161H82V162H84L85 163ZM97 161V164H99L98 163V160H96ZM104 161H106V160H104ZM104 161H102V162H104ZM108 161H110V163H107V162H105V164H104V166L103 167H106L105 165H108V164H112L110 167H117L116 166V162H114V161H111V160H108ZM120 161V160H119ZM249 161V162H250ZM6 162V161H5ZM25 162H27V160H25ZM38 162V161H37ZM42 162V161H41ZM54 162V161H53ZM61 162V161H60ZM73 162H71V163H73ZM81 162V161H80ZM81 162V163H82ZM120 162H122V160L120 161ZM7 163V162H6ZM5 163V164H6ZM36 163V162H35ZM65 163H66V161H65ZM65 163L63 162V165H65ZM70 163V162H69ZM80 163V164H81ZM91 163V164H92ZM96 162H94L93 164L96 166V164H95ZM115 163V164H114ZM124 162H123V164H125ZM218 163V162H217ZM243 163V162H242ZM8 164V163H7ZM22 164V163H21ZM24 164H26V163H24ZM31 164V163H30ZM42 164V163H41ZM75 164H77V163H75ZM93 164H92V166H93ZM145 164H147V162L145 163ZM176 164V165H177ZM20 165V164H19ZM28 165V164H27ZM33 165H34V163H33ZM35 165H37V164H35ZM45 165V164H44ZM58 165V164H57ZM60 165H61V163H60ZM69 165V164H68ZM72 165H74V163L72 164ZM84 165V164H83ZM81 166L82 168L84 167V166ZM89 165V164H88ZM253 165H255V166H258L257 165V163H254V162H252V166ZM5 166V165H4ZM8 166V165H7ZM29 166V165H28ZM28 166H24V167H26V168H28ZM32 166V165H31ZM39 166V165H38ZM69 166H71V164L69 165ZM77 166V165H76ZM79 166V165H78ZM90 166V165H89ZM88 166V167H89ZM91 166V167H92ZM94 166V167H95ZM99 167L101 166L100 164L98 165ZM101 166V167H102ZM119 166H120V164H119ZM125 165H123V167H124ZM248 166H250V165H248ZM251 166V167H252ZM35 167V166H34ZM56 167H58V166H56ZM56 167H55V169H54V173L55 172H58L59 171V169L60 168H57L58 169V171L56 170ZM60 167H62V165L60 166ZM65 168H67L66 166H64ZM74 168H75V166H73ZM91 167H89V168H91ZM102 167V168H103ZM109 166H107V168H108ZM174 167V166H173ZM254 167V166H253ZM8 168V167H7ZM25 168V169H26ZM37 168V167H36ZM78 168V167H77ZM85 168H86V165H85ZM96 168V167H95ZM98 168V167H97ZM97 168L96 169H94V170H97ZM118 168V167H117ZM120 168V167H119ZM125 168V167H124ZM179 168V169H178ZM6 169V168H5ZM34 169V168H33ZM32 169V170H33ZM41 169V168H40ZM63 169V168H62ZM101 169V168H100ZM106 169V168H105ZM108 169H110V168H108ZM123 169V168H122ZM173 169V168H172ZM201 169H203V170H205V171H207L208 173H209V175H205V174H203V173H201L202 171H201ZM246 169H247V167H246ZM3 170H4V168H3ZM10 170H11V168H10ZM15 170V169H14ZM13 170V168H12V170L11 171H14ZM19 170V169H18ZM38 170V169H37ZM37 170H34V171H36L37 172ZM56 170V171H55ZM91 171L92 173L94 172V173H97L96 171ZM113 170H115V169H113ZM113 170H111V171H113ZM123 170H125V169H123ZM249 170V169H248ZM2 171V170H1ZM7 171H9V170H7ZM34 171H33V173H34ZM60 171H61V169H60ZM59 171V172H60ZM84 171H86L85 169H84ZM117 171V170H116ZM115 171V172H116ZM28 172V175H30L29 174V172H31L32 173V171L30 170H28V171H25V173H27ZM44 172V171H43ZM42 172V173H43ZM62 172V171H61ZM65 172V175H66V170L64 169V171L62 172V173H64ZM83 172V171H82ZM82 172H80V173H82ZM101 172H102V170H101ZM101 172L100 173H98V175H97V177L96 178H98L100 175L99 174H101ZM104 172V171H103ZM103 172H102V176H103ZM114 172V173H115ZM173 173H175L176 174V172H174V170L172 171ZM4 173V172H3ZM6 173V172H5ZM5 173L3 174V175H5ZM9 173V172H8ZM13 173V175L15 174L14 172H12ZM32 173V174H33ZM41 173V172H40ZM84 173H86V172H84ZM87 173H89V174H91L90 172H88L87 171ZM93 173V174H94ZM106 173H107V171H106ZM124 173V172H123ZM215 173V172H214ZM11 174V173H10ZM44 174V173H43ZM57 174H59L60 175V173H57ZM71 174V173H70ZM92 174V175H93ZM136 174V173H135ZM12 175V176H13ZM24 175V174H23ZM27 175V176H28ZM34 175H35V177H36V175L37 174H35L34 173ZM33 175V176H34ZM45 175V174H44ZM49 175V174H48ZM63 175V174H62ZM61 175V176H62ZM64 175V176H65ZM82 175H86V174H83L82 173ZM124 175H126L127 176V178H129L128 177V175L127 174H125L124 173ZM172 175V174H171ZM11 176V175H10ZM67 176V175H66ZM65 176V177H66ZM94 176V175H93ZM106 175L104 174V176L102 177V178H104ZM7 177V176H6ZM63 177V176H62ZM88 177H90V176H88ZM108 177V176H107ZM131 177V176H130ZM174 177H175V175H174ZM177 177H175V178H177ZM249 177V176H248ZM2 178V177H1ZM5 178V177H4ZM8 178V177H7ZM12 178V177H11ZM26 178H28V177H26ZM25 178V179H26ZM32 178V177H31ZM30 178V179H31ZM34 178V177H33ZM52 178V177H51ZM64 178V177H63ZM62 178V179H63ZM67 178V177H66ZM69 178V180H70V177H68ZM86 177H84V179H85ZM100 179H101V176L99 177ZM109 178H111L110 176H109ZM168 178V177H167ZM13 179V178H12ZM21 179V178H20ZM29 179V180H30ZM54 179H56V178H54ZM73 179V178H72ZM94 179V178H93ZM92 179V180H93ZM113 179V178H112ZM247 179V180H246ZM1 180V179H0ZM14 180V179H13ZM22 180V179H21ZM36 180V179H35ZM49 180V179H48ZM74 180L76 181L77 180V178L75 179L74 178ZM73 180V181H74ZM86 180H88L87 178H86ZM91 180V179H90ZM94 180H96V179H94ZM111 180V179H110ZM55 181V180H54ZM66 181H68V179H66ZM71 181V180H70ZM97 181V180H96ZM101 181H103V179L101 180ZM162 181V180H161ZM3 182V181H2ZM1 182V183H2ZM6 182H7V180H6ZM8 182H9V180H8ZM10 182H11V180H10ZM8 183L9 185L11 184V186L12 185H14V184H12V182L11 183ZM32 182H33V180H32ZM34 182H36V181H34ZM77 182H78V180H77ZM86 183H88L89 182V180H88V182L87 181H85ZM84 182V183H85ZM22 183H24V182H22ZM29 183V182H28ZM48 183H51V181H49ZM67 183V182H66ZM80 183H82L81 181H80ZM85 183V184H86ZM91 183V182H90ZM95 183V182H94ZM93 183V184H94ZM101 183V182H100ZM111 182H108V179H107V181L106 182H103V185L105 186H107V187H110V184ZM171 183V182H170ZM6 184V183H5ZM26 184H27V182H26ZM30 184V183H29ZM29 184H27V189H28V186H29ZM52 184H54V183H52ZM73 184H75V182L73 183ZM72 184V185H73ZM77 184V183H76ZM74 185V186H77V185ZM83 184V183H82ZM81 184V185H82ZM92 184V183H91ZM90 184V185H91ZM96 184V183H95ZM174 184V183H173ZM3 185V184H2ZM8 185V186H9ZM32 185V184H31ZM48 185V184H47ZM72 185H70V186H72ZM87 185V184H86ZM85 185V186H86ZM90 185H87V187H84V188H88ZM99 185H101V184H99ZM5 186V185H4ZM15 186V185H14ZM38 186V185H37ZM40 186V185H39ZM38 186V187H39ZM62 186V185H61ZM79 186V188L77 187V189L79 190V189H81V188H83L82 186L80 187V185H78ZM93 186V185H92ZM91 186V187H92ZM97 186V185H96ZM102 186V185H101ZM101 186H99V187H101ZM112 186V185H111ZM166 186V185H165ZM1 187V186H0ZM6 188H7V186H5ZM10 187V186H9ZM63 187V186H62ZM68 187V186H67ZM106 187V188H107ZM161 187V186H160ZM183 187V188H184ZM18 188H20V187H18ZM29 188H30V186H29ZM45 188V187H44ZM56 188V187H55ZM60 188V187H59ZM70 187H68V189H69ZM72 188V187H71ZM83 188V191L85 190L86 192H87V190L86 189H84ZM94 188H95V186H94ZM97 188V187H96ZM104 188V187H103ZM163 188V187H162ZM181 188V187H180ZM1 189H4V188H2L1 187ZM8 189V188H7ZM12 189H13V187H11V191H12ZM17 189V188H16ZM37 189V188H36ZM35 189V190H36ZM43 189V188H42ZM47 189H48V187H47ZM68 189H66V190H68ZM164 189V188H163ZM168 189V188H167ZM173 189V188H172ZM18 191H19V189H17ZM29 190V189H28ZM46 190V189H45ZM45 190H44V192H45ZM74 190V189H73ZM77 190V191H78ZM107 190H108V188H107ZM241 190V189H240ZM243 190V189H242ZM9 191V190H8ZM10 191V192H11ZM13 191H14V189H13ZM27 191V190H26ZM58 191V190H57ZM63 191H64V188H63ZM77 191H75V192H77ZM82 190H80L79 192H81ZM82 191V192H83ZM84 191V192H85ZM96 191V190H95ZM97 191L99 192V190L97 189ZM101 192L98 194L99 196H98V198H100V197H104V195H105V192H106V190H105V192L104 193H102V190H100ZM166 191V190H165ZM221 191V190H220ZM20 192V191H19ZM22 192V191H21ZM25 192V191H24ZM31 192V191H30ZM60 192H61V190H60ZM60 192H58V194L60 193ZM68 192H69V190H68ZM66 193V194H69V193ZM81 192V193H82ZM172 192V191H171ZM4 193L6 194V192H5V190H4ZM8 193V192H7ZM14 193V192H13ZM41 193H43V192H41ZM50 193H52V192H50ZM54 193H56V190L54 191ZM53 193V194H54ZM94 193V192H93ZM157 193V192H156ZM222 193V192H221ZM220 193V194H221ZM230 193V192H229ZM236 193V192H235ZM235 193H234V195H235ZM245 193V192H244ZM20 194V193H19ZM29 193H27V195H28ZM31 194V193H30ZM36 194V193H35ZM34 194V195H35ZM48 194V193H47ZM47 194H45V195H47ZM58 194H57V196H58ZM62 194V193H61ZM72 194V193H71ZM70 194V195H71ZM80 194V193H79ZM88 194H89V191H88ZM161 194V193H160ZM166 194V193H165ZM199 195H200V193H198ZM231 194V193H230ZM1 195V194H0ZM9 195H12V193L11 194H9ZM20 195H22V197L21 198H23L25 195H24V193H22V194H20ZM20 195L18 196V198L20 197ZM24 195V196H23ZM51 194H49V196H50ZM56 195V194H55ZM63 195H65V194H63ZM63 195H62V198H63ZM69 195V196H70ZM73 195V194H72ZM78 195V194H77ZM153 195V194H152ZM205 195V194H204ZM210 195V194H209ZM216 195V194H215ZM223 195H224V193H223ZM242 195V194H241ZM1 196H3L4 197V194L3 195H1ZM6 196V195H5ZM48 196V195H47ZM48 196V197H49ZM53 195H51V197H52ZM68 196V195H67ZM66 196V197H67ZM69 196L67 197V198H69ZM75 196V195H74ZM79 196V195H78ZM93 196V195H92ZM136 196V195H135ZM154 196H156V195H154ZM153 196V197H154ZM162 196H164V195H162ZM166 196V195H165ZM197 196V195H196ZM208 196V195H207ZM225 196H226V194H225ZM31 197H34V196H31ZM37 197V196H36ZM36 197H35V199H36ZM39 197H42V194H40V196H38V198ZM46 197V196H45ZM53 197H55V196H53ZM61 196L59 195V198H60ZM65 197V198H66ZM71 197V196H70ZM138 197V196H137ZM167 197V196H166ZM206 196H204V198H205ZM234 197V196H233ZM237 197V196H236ZM15 198V197H14ZM25 198H26V196H25ZM43 198V197H42ZM66 198V199H67ZM72 198V197H71ZM80 200H77L78 201V203L77 204H79V201H81L82 200V197H81V195H80ZM94 198H95V196H94ZM158 198H162L161 196L160 197H158ZM199 198H201V197H199ZM198 198V199H199ZM202 198H203V195H202ZM203 198V199H204ZM235 198V197H234ZM234 198H232V199H234ZM243 198V197H242ZM9 199V198H8ZM7 199V200H8ZM13 199V198H12ZM49 199V198H48ZM58 199V197H56V200ZM75 199H76V197H75ZM77 199H78V197H77ZM134 199V198H133ZM155 199V198H154ZM163 199H165V198H163ZM169 200H170V197L168 198ZM167 199V200H168ZM237 199V198H236ZM6 200V201H7ZM11 200V199H10ZM18 200V199H17ZM24 200V199H23ZM31 200V199H30ZM29 200V201H30ZM54 200V199H53ZM55 200V201H56ZM70 200V199H69ZM96 200H98L97 198H96ZM99 200H101V198L99 199ZM98 200V201H99ZM103 200V199H102ZM143 200V199H142ZM192 200V199H191ZM15 201V200H14ZM46 201H48V200H45V202ZM58 201V200H57ZM56 201V202H57ZM75 201V200H74ZM94 201H95V199H94ZM140 201V200H139ZM144 201V200H143ZM164 201V200H163ZM171 201V200H170ZM195 201V200H194ZM200 201V200H199ZM204 201V200H203ZM202 201V202H203ZM234 201V200H233ZM236 201V200H235ZM20 202V201H19ZM18 202V203H19ZM43 202V201H42ZM44 202V203H45ZM51 202H53V201H51ZM51 202H50V204H51ZM60 202H62V200L60 201ZM68 202V201H67ZM73 201H71L70 203H72ZM83 202V201H82ZM201 202V201H200ZM219 202V201H218ZM3 203V202H2ZM15 203V202H14ZM13 203V204H14ZM17 203V202H16ZM17 203V204H18ZM25 203H26V201H25ZM28 203H31V202H28ZM48 203V202H47ZM54 203V202H53ZM58 204H59V202H57ZM63 203V202H62ZM62 203H60V204H62ZM95 203V202H94ZM99 203V202H98ZM238 203V202H237ZM21 205H22V202L20 203ZM35 204H37V200H36V203ZM34 204V205H35ZM40 204V203H39ZM46 204V203H45ZM45 204H43L44 206H45ZM69 204V202L66 204L65 203V205H68ZM76 204V203H75ZM76 204V205H77ZM96 204V203H95ZM94 204V205H95ZM130 204V203H129ZM140 204H141V202H140ZM174 204V203H173ZM182 204V205H181ZM188 204V203H187ZM198 205H199V203H197ZM234 204V203H233ZM236 204V203H235ZM16 205V204H15ZM24 205V204H23ZM22 205V206H23ZM26 205H27V203H26ZM42 205V203L40 204V206ZM47 205V204H46ZM52 205H54V204H52ZM84 205V204H83ZM82 205V206H83ZM195 205V204H194ZM194 205H193V208H194ZM201 205H203V204H201ZM14 206V205H13ZM28 206H29V204H28ZM48 206V205H47ZM55 206V205H54ZM59 206V205H58ZM69 206V205H68ZM79 206V205H78ZM81 206V205H80ZM86 206V205H85ZM144 206V205H143ZM185 206V205H184ZM187 206H189V205H187ZM186 206V207H187ZM3 207V206H2ZM18 207H19V205H18ZM21 207V206H20ZM19 207V208H20ZM31 207V206H30ZM29 207V208H30ZM38 208H39V206H37ZM49 207V206H48ZM56 208L55 209H59V208H61L60 206L59 207H57V206H55ZM67 207V206H66ZM137 207V206H136ZM145 207V206H144ZM170 207H172V205L170 206ZM169 207V208H170ZM211 207H213V206H211ZM18 208V209H19ZM22 208V207H21ZM35 207H31V209H34ZM141 209H142V207H140ZM196 208V207H195ZM204 208V207H203ZM17 209V208H16ZM28 209V208H27ZM26 209V210H27ZM36 209V208H35ZM94 209V208H93ZM197 209V208H196ZM30 210V209H29ZM61 211H62V209H60ZM144 210V209H143ZM182 210V209H181ZM217 210V209H216ZM15 211V210H14ZM13 211V212H14ZM53 212H54V208H53V210H52ZM56 211V210H55ZM91 211V210H90ZM138 211V210H137ZM168 211H170V210H168ZM196 211V210H195ZM201 212H202V210H200ZM21 211H19V213H20ZM23 212H24V210H23ZM28 212H30V211H28ZM175 212V211H174ZM174 212H172L173 213V215L172 216H174ZM177 212V211H176ZM200 212V213H201ZM17 213V212H16ZM58 213V212H57ZM61 213V212H60ZM59 213V214H60ZM142 213V211H140V214ZM203 213H205V215L207 216V218H209V220L211 221V222H209V224L210 223H215L214 221H216L215 220V215H214V211L211 209V208H209V209H205L204 210V212ZM216 213V212H215ZM27 214V213H26ZM25 214V215H26ZM132 214H133V212H132ZM137 214H139V213H137ZM13 215V214H12ZM19 215V214H18ZM17 215V216H18ZM20 215H21V213H20ZM23 215H24V213H23ZM23 215H22V217H23ZM28 215H29V213H28ZM57 215V214H56ZM134 215V214H133ZM136 215V214H135ZM27 216V215H26ZM31 216V215H30ZM29 216V217H30ZM33 216V215H32ZM31 216V217H32ZM53 216H55V214H53ZM120 216H122V215H120ZM120 216H117L116 218H117V222H115V223H113V224H109V225H107L104 229H105V232H107L108 230L107 229H109V228H112V227H117L118 228V226L119 225H121V227H122V225L124 224V226H125V224L130 220V219H128V216H127V218L126 217H124V216H122V217H120ZM132 215L130 214V217H131ZM137 216V215H136ZM140 216V215H139ZM162 216V215H161ZM168 216V215H167ZM176 216H177V214H176ZM6 217V216H5ZM21 217V216H20ZM22 217H21V219H22ZM58 216H56V218H57ZM18 218V217H17ZM27 218V217H26ZM35 218H37V215H36V217ZM34 218V219H35ZM134 218H136V217H134ZM133 218V219H134ZM173 218V217H172ZM34 219H32V220H34ZM58 219V218H57ZM127 219H128V221H127ZM2 220V219H1ZM19 219H17V221H18ZM40 220V219H39ZM68 220V219H67ZM76 220V219H75ZM181 221H182V219H180ZM3 221V220H2ZM1 221V222H2ZM14 221V220H13ZM25 221H27V219L26 220H24V224H25ZM73 221V220H72ZM132 221V220H131ZM134 221V220H133ZM164 221H166V220H164ZM173 221V220H172ZM21 222V221H20ZM37 222H38V220L36 221V223L35 222H33L34 224H37ZM74 222V221H73ZM72 222V223H73ZM77 222H79V220L77 221ZM69 223H70V220H69ZM261 223V222H260ZM13 224H16V223H13ZM21 224V223H20ZM24 224H23V226H24ZM78 224V223H77ZM132 224H134V223H132ZM137 224V223H136ZM177 224H178V220H177ZM203 224V223H202ZM208 224V223H207ZM246 224V223H245ZM4 225H5V223H4ZM25 225H27V224H25ZM31 225V224H30ZM41 225V224H40ZM39 225V227H41ZM73 225V224H72ZM130 225H131V223H130ZM171 225V224H170ZM211 225V224H210ZM259 225V224H258ZM11 226V225H10ZM22 225H20V227H21ZM28 226H29V224H28ZM37 226V225H36ZM35 226V227H36ZM128 226V225H127ZM213 226V225H212ZM7 227H9L8 225H7ZM18 227H19V225H18ZM31 227H33V226H31ZM129 227V226H128ZM127 227V228H128ZM131 227H133V226H131ZM202 227V226H201ZM261 227V226H260ZM259 227V228H260ZM5 228V227H4ZM124 228H126V227H124ZM126 228V229H127ZM152 228V227H151ZM168 228L170 229V230H176L177 229V227H176V225H171L170 227L168 226ZM199 228V227H198ZM198 228H197V230H198ZM252 228V227H251ZM2 229V228H1ZM15 229H16V227H15ZM19 229V228H18ZM21 229V228H20ZM19 229V230H20ZM23 229V228H22ZM21 229V230H22ZM33 229H35L34 227H33ZM67 229V228H66ZM94 229H95V227H94ZM93 229V230H94ZM104 229H102V230H104ZM120 229V228H119ZM122 229V228H121ZM131 229V228H130ZM195 229H196V227H195ZM245 229V228H244ZM255 229H258V228H255ZM261 229H264V226H263V228H261ZM4 231H5V229H3ZM38 230V229H37ZM74 230V229H73ZM107 230V231H106ZM114 230H116V229H114ZM151 230V229H150ZM208 230H209V228H208ZM259 230V229H258ZM257 230V231H258ZM1 231V230H0ZM11 231H13V230H11ZM23 231V230H22ZM26 231H27V229H26ZM30 231V230H29ZM33 231V230H32ZM88 231V230H87ZM86 231V232H87ZM97 231V230H96ZM131 231V230H130ZM202 231V230H201ZM201 231H199V233L201 232ZM210 231V230H209ZM245 231V230H244ZM248 231H249V233H250V235L252 236V235H254L256 238L260 235V234H262V233H260V232H263L262 230L261 231H258L259 233L257 234V232H256V234H255V232L253 233L252 231L253 230H249L248 229ZM248 231L246 232V233H248ZM16 231H14L13 233H15ZM19 232V231H18ZM38 232V231H37ZM39 232H41L40 230H39ZM39 232H38V234H39ZM206 232H208V231H206ZM215 232V231H214ZM13 233H11V234H13ZM31 233H34V232H30V234ZM102 233H104V232H102ZM101 233V235L99 236V240L101 239V240H103V239H105L106 237H107V233H105V234H102ZM131 233V232H130ZM135 233V232H134ZM196 234L198 233V231L197 232H195ZM199 233H198V235L197 236H199ZM202 233H204V231H202ZM201 233V234H202ZM0 234H1V232H0ZM19 234V233H18ZM18 234H16L17 236H18ZM35 234H36V232H35ZM74 234V233H73ZM85 234V233H84ZM132 234V233H131ZM200 234V235H201ZM216 234V233H215ZM9 235V234H8ZM40 235V234H39ZM89 235V234H88ZM91 235V234H90ZM89 235V236H90ZM191 235V234H190ZM208 235V234H207ZM218 235V234H217ZM256 235H258V236H256ZM12 236V235H11ZM22 236V235H21ZM28 236V235H27ZM31 236V235H30ZM36 236H37V234H36ZM35 236V237H36ZM43 236V235H42ZM177 236H179V235H177ZM176 236V237H177ZM196 236V237H197ZM202 236V235H201ZM204 236H206V235H204ZM219 236V235H218ZM216 237V238H218L219 239V237ZM224 236V235H223ZM222 236V237H223ZM249 236V235H248ZM253 236V237H254ZM32 237H34V236H32ZM34 237V238H35ZM38 237V236H37ZM41 237V236H40ZM110 237V236H109ZM113 237V236H112ZM180 237V236H179ZM195 237V238H196ZM203 237V236H202ZM215 237V236H214ZM244 237V236H243ZM255 237H254V239H255ZM4 238V237H3ZM2 238V239H3ZM18 238V237H17ZM42 238V237H41ZM40 238V239H41ZM44 238H46V237H43L42 239H44ZM88 238V237H87ZM91 238H92V236H91ZM89 239L88 238V242L90 241V240H92V239ZM194 238V241L196 240L197 241V239H195ZM227 238V237H226ZM250 238V237H249ZM22 239V238H21ZM23 239H26L25 238V236L23 237ZM30 239V238H29ZM32 239V238H31ZM38 240H40L39 238H37ZM36 239V240H37ZM122 239V238H121ZM124 239V238H123ZM161 239V238H160ZM159 239V240H160ZM202 239H204V238H202ZM206 240H207V238H205ZM221 239H225V238H221ZM243 239H245V238H243ZM262 239V238H261ZM33 240L34 239H32L31 240V242L30 243H32L33 242ZM45 240V239H44ZM43 240V241H44ZM111 240V239H110ZM158 240V241H159ZM162 240V239H161ZM227 240V242H228V239H226ZM247 240V239H246ZM245 240V241H246ZM3 242L5 241V240H2ZM23 241V240H22ZM43 241L41 240V242L43 243ZM109 241V240H108ZM193 241V242H194ZM212 241H213V238H212ZM217 241H219V240H217ZM249 241V240H248ZM252 241H253V239H252ZM259 242V240L257 239V240H255V241H253L251 244L250 243H248V244H250L251 246H253L254 247V245H252L254 242H256V244H255V246H258V242ZM9 242V241H8ZM13 242V241H12ZM25 241H23V243H24ZM36 242V241H35ZM39 241H37V245L39 244L38 243ZM122 242V241H121ZM173 242H175V244H177L176 243V241H173ZM198 242V241H197ZM206 242V241H205ZM222 242V241H221ZM231 242L232 241H229V243L231 244ZM6 243V242H5ZM29 243V244H30ZM41 243V245H43ZM162 243V242H161ZM196 243V242H195ZM225 243V242H224ZM234 243V242H233ZM3 244L4 243H2L1 244V246H3ZM7 244V243H6ZM11 244V243H10ZM15 244V243H14ZM13 244V245H14ZM28 244V245H29ZM35 244V243H34ZM33 243H32V245H34ZM83 244V243H82ZM13 245H11V246H13ZM16 245V244H15ZM21 245V244H20ZM19 245V246H20ZM40 245V244H39ZM52 245V244H51ZM140 245V244H139ZM152 245V244H151ZM171 245V244H170ZM192 245V244H191ZM190 245V246H191ZM208 245V244H207ZM227 245V244H226ZM233 245V244H232ZM244 245H245V243H244ZM259 245H260V243H259ZM10 246V247H11ZM45 246H47V245H45ZM76 246V245H75ZM225 246V245H224ZM228 246V245H227ZM226 246V247H227ZM231 246V245H230ZM230 246H228L229 248H230ZM234 246V245H233ZM238 246V245H237ZM249 246V245H248ZM35 247H37L36 245H34V248ZM39 247V246H38ZM171 247V246H170ZM216 247V246H215ZM214 247V248H215ZM252 247V248H253ZM12 248V247H11ZM17 247H15L14 249H16ZM45 248H47V247H45ZM78 248V247H77ZM202 248V247H201ZM217 248H219V247H217ZM246 248H247V246H246ZM37 249V248H36ZM42 249V248H41ZM48 250H45V253L47 252V251H54V247H52V246H50L49 245V248H47ZM97 249V248H96ZM103 249H104V247H103ZM171 249V248H170ZM179 249V248H178ZM213 249V248H212ZM221 249H223V247L221 248ZM224 249H226L225 247H224ZM9 250V249H8ZM8 250H7V254H5L4 256L6 257V255H7V258H8V256L10 255V252H9V255H8ZM13 250V249H12ZM38 250V249H37ZM43 250V249H42ZM88 250V249H87ZM86 250V251H87ZM200 250V249H199ZM227 250V249H226ZM260 250H262V249H260ZM10 251V250H9ZM17 251V250H16ZM15 251V252H16ZM31 251V250H30ZM93 251V250H92ZM116 251L117 250H115L114 252L116 253ZM183 251H185L186 252V249H184ZM208 251V250H207ZM225 251V250H224ZM223 251V252H224ZM38 252H40V251H37V253L35 254V255H39L38 254ZM44 252V251H43ZM56 252V251H55ZM85 252V251H84ZM83 252V253H84ZM88 252V251H87ZM90 252V251H89ZM88 252V253H89ZM205 252V251H204ZM204 252H203V254H204ZM226 252V251H225ZM228 252V251H227ZM0 253H1V251H0ZM12 253V252H11ZM50 253V252H49ZM60 253V252H59ZM115 253H112V255H114ZM130 253V252H129ZM181 253V252H180ZM216 253V252H215ZM15 254V253H14ZM24 254V253H23ZM44 254V253H43ZM55 254V256L57 257V258H59L58 256L60 255V254H58V252H57V254L58 255H56V253H54ZM86 254V253H85ZM92 253L90 252V255H91ZM199 254H201V253H199ZM257 254V253H256ZM258 254H259V252H258ZM1 255V254H0ZM40 255H41V253H40ZM49 255V254H48ZM53 255V254H52ZM84 255V254H83ZM156 255H158V254H156ZM205 255H206V253H205ZM211 255V254H210ZM229 254H224V255H222V256H228ZM43 256V255H42ZM41 256V257H42ZM87 257L86 258H88L89 256L88 255H86ZM93 256V255H92ZM109 256V255H108ZM115 256V255H114ZM175 256H177L176 254H175ZM213 256V255H212ZM257 256H259L257 259H256V262L258 263V264H264L263 262H258V260H260L263 256H264V254H263V256L262 257H260V255H257ZM9 257H11V256H9ZM33 257H34V255H33ZM33 257H31V259L33 258ZM36 257V256H35ZM40 257V258H41ZM85 257V256H84ZM91 257V256H90ZM137 257V256H136ZM206 257V256H205ZM216 257H217V255H216ZM251 257V259H252V256H250ZM23 258V257H22ZM27 258V257H26ZM107 258V257H106ZM186 258H188L187 256H186ZM190 258V257H189ZM188 258V259H189ZM221 258H223V257H221ZM220 258V259H221ZM239 258H241V257H239ZM248 259H246V260H249V255H248V257H247ZM254 258H255V255H254ZM264 258V257H263ZM3 259V258H2ZM1 259V260H2ZM111 259V258H110ZM110 259H109V257H108V260L107 261H110ZM191 259V258H190ZM214 259V258H213ZM219 259V258H218ZM4 260H6V258H4ZM35 260V259H34ZM55 260H57V259H55ZM89 260H90V258H89ZM178 260L180 261V259H179V257H178ZM182 260V259H181ZM212 260V259H211ZM217 260V259H216ZM241 260V259H240ZM253 260V259H252ZM255 260V259H254ZM12 261V260H11ZM15 261V260H14ZM36 261V260H35ZM59 261V260H58ZM58 261H57V263H58ZM163 261V260H162ZM187 261V260H186ZM189 261V260H188ZM215 261V260H214ZM250 261V260H249ZM249 261H248V263H249ZM261 261H263L262 259H261ZM1 263L3 262V261H0ZM5 263H6V261H4ZM21 262H23V261H21ZM209 262V261H208ZM207 262V263H208ZM217 262V261H216ZM237 262V261H236ZM247 262V261H246ZM252 262H254V261H252ZM252 262H250V263H252ZM0 263V264H1ZM13 263V262H12ZM56 263V262H55ZM54 263V264H55ZM186 263V262H185ZM209 263H211V262H209ZM249 263V264H250ZM256 263V264H257ZM4 264V263H3ZM52 264V263H51ZM162 264V263H161ZM177 264V263H176ZM180 264V263H179ZM223 264V263H222ZM229 264H230V262H229ZM233 264V263H232ZM237 264H239V263H237ZM243 264H244V262H243ZM245 264H247V263H245ZM254 264V263H253Z\"/></svg>",
    "mask_w": 264,
    "mask_h": 264
}]
</instances>
